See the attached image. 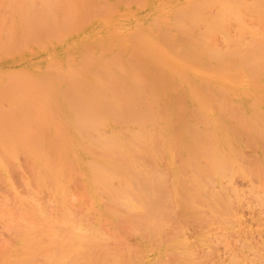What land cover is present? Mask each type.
Segmentation results:
<instances>
[{
	"label": "bare ground",
	"instance_id": "bare-ground-1",
	"mask_svg": "<svg viewBox=\"0 0 264 264\" xmlns=\"http://www.w3.org/2000/svg\"><path fill=\"white\" fill-rule=\"evenodd\" d=\"M8 1V0H7ZM14 1H17V0H13V2L12 3H10V4H13L12 6H14V4H15V2ZM19 1H21V0H19ZM25 2V4H26V1L27 0H24ZM52 1H54V0H52ZM71 0H66V5L68 6V2H70ZM77 1V0H76ZM75 0H72L71 2H70V4L72 5V8L74 7L75 8V10H77L78 11V9L79 10H81L82 12L80 13L81 14V16H79V11H78V13H77V11H76V13L78 14V16L81 18L82 17V13L84 12V14H85V10H84V5H86V8L87 7H89L88 9H89V11H90V15H91V13L93 14V11H95V9H97V8H93V6L91 7L90 5H89V2L88 1H91V0H86L87 1V4H84L86 1H84V3L82 2L83 0H80V4H84V5H82V7L81 8H79V6H78V8L77 7H75V4L76 3H78V2H76ZM98 1V0H97ZM104 1H106V0H104ZM103 0H102V2H104ZM110 2V0H107L106 2L107 3H109ZM115 1H117V0H114V2ZM120 1V0H119ZM124 1V0H123ZM11 2V1H10ZM23 2V1H22ZM38 2H42L41 0H38ZM48 2L50 3V0H48ZM48 2H47V5H48ZM55 2V1H54ZM54 2H52L53 3V6H51L52 5V3H50L51 5V9H52V7H54ZM56 2H60V1H56ZM72 2H73V4H72ZM74 2H76V3H74ZM101 2V3H102ZM112 2H113V0H112ZM113 2V3H114ZM29 3H30V0H29ZM46 2H43V4H45ZM64 4H65V0H64V2H63ZM107 3H105V5H106V7H100V13L101 14H103V12H106V11H104L103 10V12H101L102 11V9L104 8L105 10H107V12H108V14H111L112 15V7H113V4L111 3H109V4H107ZM9 3H7V5H8ZM20 4H22V3H20ZM20 5V8H22L21 10H20V8H19V10L21 11L20 13L22 14L24 11H23V7H25L26 5ZM63 4V5H64ZM70 4H69V6H70ZM103 4V3H102ZM55 5H58V7L61 9V7L63 6H60V3H55ZM88 5V6H87ZM99 5V4H98ZM97 5V6H98ZM112 5V6H111ZM115 5V4H114ZM6 5H4V7H5ZM10 6L11 5H8V6H6L4 9H10V11H9V9L7 10L6 9V11H7V15H9L10 17L12 16V18L14 17L13 15H12V12L14 13L15 12V10L14 9H16V8H18L17 6H19L18 5V2H16V8L14 7V9L12 8V6H11V8H10ZM29 6H30V4H29ZM32 6V5H31ZM39 6V5H38ZM37 6V7H38ZM41 6V5H40ZM65 6V5H64ZM63 6V7H64ZM26 7H28V4H27V6ZM46 7H48V6H46ZM45 7V8H46ZM58 7H56V9L58 8ZM90 7L91 8H93V9H90ZM41 7H39L38 8V11L39 12H42V11H44L45 9H44V7H42L44 10H42V11H40L41 9H40ZM55 8V7H54ZM77 8V9H76ZM102 8V9H101ZM107 8V9H106ZM115 8V7H114ZM11 9H13V11H11ZM40 9V10H39ZM55 9V10H56ZM59 9V10H60ZM67 9V8H66ZM83 9V10H82ZM19 10H18V12H19ZM25 10V9H24ZM37 10V9H36ZM36 10H32L33 12V16L34 17H36V13H37V11ZM69 10V9H68ZM68 10H64L65 12H64V15L65 14H67V12L66 11H68ZM74 10V11H75ZM92 10V11H91ZM113 10H115V9H113ZM25 11H27V10H25ZM34 11H36V13L34 12ZM52 11V10H51ZM58 11V10H57ZM62 11V10H61ZM70 11V10H69ZM68 11V12H69ZM98 11V10H97ZM16 12H17V10H16ZM31 12V11H30ZM38 12V13H39ZM44 12H47V11H44ZM49 12V11H48ZM53 12H54V9H53ZM106 12V13H107ZM10 13H11V15H10ZM27 12H25V14H26ZM37 13V15H39V16H37V19H38V17H40L41 15H43V13L42 14H38ZM57 13V12H56ZM55 13V14H56ZM59 13V12H58ZM70 13V12H69ZM67 14V17L64 19L65 20V22L66 21H68V23H70L71 21L68 19L67 20V18H68V15H70V14ZM17 14L18 13H16V16H17ZM21 14H18L20 17H22V15ZM52 14V13H51ZM50 14V15H51ZM55 14H53V15H55ZM60 14H62V15H58L59 16V19H61V21H62V17H63V13H60ZM83 14V15H84ZM94 14H95V16H96V13L94 12ZM101 14H99V15H101ZM32 15V14H31ZM46 15H48V17H49V13H47V14H44L43 16H45V17H47ZM73 14H71L70 16L71 17H73L74 19H72V20H76L75 19V17H74V15L72 16ZM104 15H105V13H104ZM26 16V15H25ZM57 16V15H56ZM55 16V17H56ZM62 16V17H61ZM77 16V17H78ZM102 16V15H101ZM107 16H109V18H110V15H107ZM194 16V15H193ZM202 16V15H201ZM204 16V15H203ZM219 16V15H218ZM0 17H2V16H0ZM44 17V18H45ZM47 17V19H49L50 17H51V19L53 18V16H50L49 18ZM90 17H92V16H90ZM102 17H104V16H102ZM153 17H155V15L153 16ZM195 17H196V15H195ZM221 17V16H220ZM18 18V16L17 17H15L14 19L16 20ZM25 17H24V15H23V22H25L26 20V18L24 19ZM79 18V22H82V24H80V25H83V23H84V21H81L82 19L84 20V18L82 17V19H80ZM95 18V17H94ZM98 18H99V16H98ZM109 18H106V19H108V20H110ZM192 18H194V17H192ZM197 18H199V17H197ZM196 18V19H197ZM206 17H204V18H201V19H205ZM216 18H218V17H216ZM223 18V17H222ZM1 19H3V17L2 18H0V20ZM5 19V18H4ZM4 19H3V23L2 22H0V27H1V24H2V27L3 26H8V23H10L9 21H7V20H9V18L7 19V20H5V21H7V25H3L4 24ZM19 19V18H18ZM29 19V18H28ZM31 19V18H30ZM29 19V20H30ZM36 19V18H35ZM34 19V20H35ZM43 19V18H42ZM49 20L48 22L50 23H52V20ZM55 19H57V18H55ZM54 18H53V22H55L54 20H55ZM78 19V18H77ZM100 19H101V17H100ZM25 20V21H24ZM44 20V19H43ZM42 20V21H43ZM58 20V19H57ZM195 20V19H194ZM197 20H199V19H197ZM20 22L22 21V18H21V20H19ZM37 21V20H36ZM59 21V20H58ZM58 21H56V22H58ZM61 21H59V23H60V25H62L61 24ZM78 21V20H77ZM86 21V20H85ZM101 20H99L97 23H105L106 24V21L104 22L103 21V19H102V21L100 22ZM152 21V20H151ZM202 21V20H201ZM32 23H33V21H31ZM45 22H47V21H45ZM55 22V23H56ZM64 21H62V23L64 24L65 23ZM73 22V21H72ZM14 23V22H13ZM12 22L9 24L10 26H8L9 28H11V29H16V30H14V32H12V33H14V34H16L15 32L18 30V28H17V26H18V24L19 23H17V24H13ZM36 23V22H35ZM39 23V22H38ZM37 23V25H39ZM74 23V22H73ZM86 23V22H85ZM84 23V24H85ZM5 24H6V22H5ZM22 24V23H21ZM20 24V25H21ZM30 24V23H29ZM44 24V23H43ZM42 24V22H40V27H41V25L42 26H45L46 27V23H45V25H43ZM77 25V22H75L73 25H72V23L69 25V24H67L69 27L68 28H70L71 27V25H72V27L70 28V29H74V25ZM33 25V24H32ZM75 25V26H76ZM79 25V26H80ZM22 26L24 27L25 26V28H27L26 27V22H25V25H23L22 24ZM30 26V25H29ZM28 26V27H29ZM49 26H52V25H49ZM56 26V25H55ZM63 26V25H62ZM62 26L60 27V28H62ZM79 26H76V27H78L79 29H80V27ZM8 27H6V28H4V29H2V28H0L1 30H0V35H1V32L3 31V30H5L6 31V29L8 28ZM57 27V26H56ZM64 27H66L65 25H64ZM63 27V28H64ZM75 27V29H78V28H76ZM9 28H8V32H10V31H12V30H10L9 31ZM31 28H34V29H37V28H35V26H31ZM60 28H55L56 29V31H58L57 29H59V31H60ZM107 28V27H106ZM43 29H45V28H40V30H42L43 31ZM47 29H48V27H47ZM49 29H51V30H53V31H55L53 28H50L49 27ZM48 29V31H50ZM65 29H67V28H64L63 29V31L65 30ZM31 30V29H30ZM39 30V31H40ZM34 31H36V30H34ZM39 31H38V33H36L35 35H39ZM45 31V30H44ZM43 31V32H44ZM52 31V32H53ZM58 31V32H59ZM69 31V30H68ZM67 31V32H68ZM72 31V30H71ZM71 31H69V32H71ZM76 31V30H75ZM98 31V30H97ZM100 31H102V29L100 30ZM99 31V32H100ZM126 31H128V30H126ZM37 32V31H36ZM41 32V31H40ZM47 32V31H46ZM62 32V31H61ZM74 32V31H73ZM3 34L5 33V32H2ZM12 33H8L6 36H8L9 34H10V36L12 35ZM21 33V32H20ZM50 33H51V31H50ZM43 33V35L45 34V35H47V34H49L48 36H51V34H53V33ZM60 33V32H59ZM2 34V35H3ZM14 34L12 35V38H14V42H16V37H13L14 36ZM18 35H21V34H19V33H17ZM33 34V33H32ZM99 34H101V33H99ZM106 34H108V36H105V37H107L108 38V40H109V43H106V38H104V39H101V37H100V35H99V37H97V38H94L93 39V44H94V46H95V49L93 48L92 50H90V48H88V49H86L85 48V45L83 46L84 47V50H83V52H85V54L82 56H79V57H81V62L79 61V64H78V62H77V64L75 65V64H73L74 63V61L72 60V61H70V63H68L69 65H67V66H69V70L71 69V73L69 72L68 74H67V76L66 77H68V79L67 80H74V78L75 79H78L77 81H80V84H78L79 86L77 87V85L75 86V84H76V81H75V83H74V81H73V83H71V82H66L67 84H69V83H71L73 86H75V88L71 85V84H69V85H67V84H65V85H67V86H69L68 88H67V90L69 91V88H74V90L72 89L71 90V95L73 94V96L74 95H76L75 97H71V99H69V98H67V99H64V98H66L65 96L67 95V94H69V93H60V92H58V93H56L57 95L59 94L60 96H61V98H63L65 101L66 100H68L67 102H74V100H76V102H78V101H80L79 102V106L77 107V108H79L78 110H76V112L74 111H70V109L71 110H74V108H71V106L72 107H74L73 105L75 104V102H74V104L73 105H71L72 103L70 102V108H69V111H67V110H65V111H60V109L59 110H57V112L59 111V113H62V114H64L63 115V121L61 122V123H63V125H65L64 127H67V129H65L64 127H62V125H61V123L59 122V123H56V124H59V126H56V129L57 128H64L66 131H64L63 132V134H58L59 135V137H60V139H62V142H63V145H61L60 143H59V141H61L60 139H53V137H52V139L50 140V138L49 137H47V139H49L50 141H52V142H50V143H53L52 145L50 144L49 146H51V149L53 148V146H55V150L54 149H52V152H50V151H48V152H50V153H52V154H55L56 156L54 157V155H50L49 156V154H48V152L46 151L45 153H46V155H45V157H41L43 154L41 153V155H39L38 154V152H43L44 153V150H47L48 148H49V146H46V147H48V148H43V146L46 144V142H41L39 139L40 138H43V137H40V135H39V139H38V143H37V139H36V137L34 136V135H37L38 136V134L40 133H42V131L43 130H41V129H44L43 127L44 126H46V125H48V124H50V123H48V124H44L43 122H47V120H46V117H45V115H43V111L44 110H41V109H39V107L42 105V107H43V103L42 104H40L39 103V101H40V99H39V97H37L36 95H38V93H39V89H41L42 88V86L41 85H43L44 83H43V81H42V84H41V81H40V83L39 84H41L40 85V88H37V89H35V91H36V95H34V96H36L38 99H39V101L38 102H36V100H35V103L38 105V104H40V106L38 105V108H37V105H36V107H34L32 104V106L34 107V108H37V109H39L41 112H42V114L40 113V119L43 121L42 122V124H44V126L41 128L40 126H39V124L41 123V121L39 122L38 120H36L37 119V117H35V120L33 119V117H28V116H26L27 117V119L24 117V121H23V123L25 122L26 124H24L25 125V127H27V128H25V127H23L24 128V130H23V128H22V126L21 125H16V120H15V123H14V121H10V120H14V119H17L15 116V118H13V113H10V111H12V110H9V114H11L10 116H12V118L9 120V123H7L6 125H10V122L12 123V124H14L13 126H19V128H20V131L21 132H23V131H25L26 129H28L27 130V132H28V134L27 133H25V134H27L28 136H26V137H28V139L29 140H26L25 138L23 139V136H21V132H18V131H16L17 133H18V138H15V140H18L19 141V143L22 141V143L21 144H19V143H17V145H18V147H21L20 145H23L22 146V149H20L21 150V152L25 149V151H23L22 153H24L25 154V152H28V153H26V154H28L29 155V157L28 156H26L25 157V159H27L28 161H31V162H33L34 163V167H32V169L34 170V173H32V170H31V173H32V175H31V173H30V167L29 166H32V164L31 165H28L29 164V162L27 161H25L26 163H27V165L28 166H26L27 168H29V174H28V178L27 177H25V178H23V182H24V186L26 187V189H22V191L23 190H25V192L24 193H22V192H18V189L16 190V187H14L13 185H12V183H11V179H13V178H10L11 177V175H9V171H8V168L5 166L6 165V163L5 162H3L5 159L7 160V158H5L3 161H2V159L0 158V179L1 180H3V182L2 183H4V186L3 187H5L6 189H7V193H9V191H11V194L13 195V198H9V195H10V193H9V195H6V194H1L0 195V213L2 212V214H0V217H1V219L3 220L2 221V228L4 227L5 228V230H4V228H3V230H4V234H8V236H9V238L10 237H12V236H14L12 239H14V238H16V237H18L19 239L20 238H22V239H26V241L27 242H29L28 241V239H32L33 238V240H35L34 239V237H36V240L38 239L37 238V236H39V235H41V234H39V232H40V230L42 231V232H44L43 233V238L41 237V239L42 240H45L46 241V239H49V237H46V236H44L45 235V233H47V232H49V234H51L52 232H50L51 230L49 229L50 227V225L52 224H55L56 226H62V228H60L61 229V231L63 230V226H64V231H66L67 229V231H66V233L64 232V234L65 235H67V232H69V231H72L71 232V234H70V232H69V234H68V236L69 235H74V236H79V237H83L84 238V240H86V238H87V240H93L94 238V240H99V239H102V240H99V241H105V239H109L110 237L111 238H113L112 237V234H114L113 236H115V233H116V238H117V240H118V242H119V237H120V235L119 234H117V228L119 227V223H120V225L122 224L123 225V230L121 229V228H119V230L121 231H125V232H127V228L124 226L125 225V223H127V225L129 224V229H128V232H130L131 233V231L133 232V234L134 235H131V238H134L133 236H136L137 238H140V239H142V237H147L148 238V236H152V235H155L156 236V239H155V237L153 238V240H157L156 242L157 243H155V244H157V246H158V243H162V242H159L160 240H161V238H162V236L164 235L163 234V231H162V235L159 233L160 232V230L161 229H163V226H166L167 224H168V221L170 220H172L173 221V219H170V215L172 216V215H174V209L176 210V211H178L179 212V215L181 214L180 212H182V214H183V210L182 211H179V210H177L178 209V207H177V205L179 204V200H177V199H171L172 197H176V196H174L173 194V196L171 195V192H172V188H174L175 190H176V188H177V186L178 185H180L179 186V191L180 192H182L181 191V184L182 183H176V182H183V180L184 179H186L187 177H188V174H189V177L187 178L188 179V181L187 180H185L184 182H189L188 184H190L189 185V187L191 188H188L187 187V185H185V184H187V183H184L183 185V187L185 188V187H187V189H189V190H191V196H187V197H185L186 195H184V196H182V198L183 197H185V198H187V199H189V200H187V199H184L183 198V200L184 201H190V204L187 202V204H189L188 205V208H186L187 207V205L183 202V204H185V206H183L184 208H186L188 211H189V208L191 207H193V205L195 206V204H197L196 206H199V208L202 206V205H204V202L207 200V197L209 198V200H208V202H209V205L207 204L208 202H206L205 203V206H206V204L209 206V207H201L200 208V210H203V216H204V211H206L205 213H206V215L205 216H207L208 215V213H209V215H212L213 216V220H214V217H216L217 218V216L220 218H217L218 220H220L221 222H223L222 223V225H221V223H218L219 224V228H221L222 226L224 227V225H225V227L224 228H222V229H218V232H217V230H216V227L214 226V230H213V228H211L213 225L212 224H214L213 223V221L211 222V223H208V222H210L211 220H209L208 221V218H205V220H206V222L207 223H204V224H206V225H208V224H210L209 225V227L208 226H206V225H202L201 223H203V222H201L200 220L201 219H199V218H201L202 217V213L201 212H199L200 210L199 209H197L196 210V208L195 209H191L190 208V212H189V215H190V213L192 212V211H194L195 210V212H199L200 214L198 215V218H196V214L194 213V217L196 218V219H198L199 221H197L196 219H193L192 220V217L190 218V216L188 215L187 216V219H186V216H185V218H183V216H182V214H181V216H179V215H177V213H175V216H177V218H181V220H183L184 222H182L181 220H179V221H181V222H178V219L176 218V217H173L174 219H177V221L176 222H172V223H177V224H175V226H177V227H180V226H182L183 225V223H185V225H183V226H185V227H187V226H190V228H193V225L196 223V225H197V227H196V225L194 226V228L196 227V230H197V228H198V225H199V222H201L200 223V226L202 225V226H204L203 228H206V230L208 231V230H213V233L215 232V230H216V232H215V234L217 235L218 233H220V234H222V235H224V236H226L227 235V233H228V227L230 226V228L232 227V223H235L236 224V221H237V227H239V223H241V227L240 228H237V229H234V227H233V229H231V230H229V234L228 235H230L232 238L234 237V239H233V241L231 242V238L229 239V237L227 238V237H224V236H220V239H221V241L222 240H225L226 238V242L225 243H221L222 245L223 244H226V246L225 245H223V246H220V248L221 247H223L222 248V250L221 249H219V246H218V249L217 250H221V251H217V252H215L214 254H213V252L212 251H214V250H212V248L213 249H216L217 248V246H215V244H214V246H213V243H216V242H218V241H216L217 239H218V236H216V235H213V233H212V231H211V235L209 236V234H210V232H208V235L207 236H209L210 238H209V240L211 241L212 239L211 238H214V240H212L213 242H209V240H208V237H206V236H197L198 237V239L199 240H203V238H206V240H208L207 242H205V240H204V243H210V244H206V245H200V246H202V248H200V246H199V242L197 243V242H195L194 240H193V242H194V244H198V246H199V248L197 247V244H196V246H193L194 244L193 243H190V244H193L192 246L194 247V248H192V247H190L191 245H187V243L189 242V240H191V237H190V239L187 241V239H188V237H187V235H189V234H191V233H189L188 232V234H186L187 232V230L189 229L188 227L185 229H183V228H178L179 230H181V231H183V230H185L184 232H186V233H184L183 232V235L184 236H186L187 237V239L186 240H183V241H187V243L185 244L186 246L185 247H183L184 246V244H183V248H179V250H181V251H179V252H169L168 250V252L166 251V250H164L165 249V247H167L168 245L170 246V244H164L165 245V247L163 248V250H162V252L164 251V252H167L166 254V256H170V257H172L173 256V254H177L176 255V257H177V259L179 258V259H181V258H184V256H187V257H189L188 255L190 254V256H192V258H191V260H192V262H189L190 260H187L186 259V257L184 258V259H182V260H186L187 262H186V264H189V263H191V264H264V232H263V230H262V232L260 231V229L258 230L257 228H256V230L258 231V233L259 232H261V233H259L258 235H254V233L252 234L251 233V230L254 228V226L256 227L257 225L256 224H254L252 227H251V218H249L248 219V221H250L248 224H249V226L252 228H250L249 226V228L251 229V230H249V228L248 229H242V225H243V220L241 221V220H239L240 218H243V217H241L240 215H237L238 213H237V211H232V209H234L236 206V208H238V206L240 207V206H243V207H245V208H248V207H246V206H244V205H249V203L251 202V201H249L248 199V201L249 202H247V200L245 201L242 197H244V195H242L241 196V194L240 193H245V195H247L249 192L250 193H252L251 195L253 196L254 195V197H253V199H254V201H255V203H254V201H253V203H254V205H256V204H260L259 205V207L262 205L263 207H256V209H255V206H254V208H253V205L252 204H250V206L253 208V209H255L256 211L257 210H259V211H261L259 214H260V216H261V214L264 212V171L262 172V170H264V134L263 135H261L260 134V136L261 137H259V135H258V132L260 131H262V132H264V127L262 126V125H264V123L261 125L262 127H263V129H259V127L261 128V126L260 125H258L259 123H261V119H260V121H259V117H261V116H263L264 117V115H262L261 113L264 111H261L262 109L261 108H257V109H260V110H258V111H260V112H258L259 113V115H261V116H259L258 117V120H257V116H258V113H257V109H255V110H253V107L252 106H255V103H253V102H255L254 100H251L252 98H257V99H260V102H258V106H259V104L260 103H262L263 104V102H261L263 99H264V92H261L260 91V89H259V87L261 86H258L260 83L262 84V87H263V82H257V83H259L257 86H258V90H257V92H256V88H255V86H253L252 85V83L250 82H248L249 84H251L250 86L251 87H254V90H255V92H252V91H250V89L248 88V83H247V85L245 84L246 82V80L245 79H242V80H244L243 81V84L242 85H236V84H230V83H227V82H230L229 80L226 82L228 85H230V86H226L225 85V82L224 81H226V79H228V78H224V76H223V78L225 79L224 81H220L221 80V77H220V80H216V81H219L218 83H220V85L221 86H225V87H228V88H231L230 89V91H232V92H230L231 94V96L229 97V93H228V91H227V93H228V95H226V91H224V92H222V91H217V90H219L218 88L219 87H217L216 85L218 84L217 82L215 83L216 85V87H217V89H215V88H213L212 87V90L214 89V90H216L217 91V94L218 93H224L225 95V97L223 98L224 99V101H226L227 99V103H226V105L225 104H223V102H222V104L223 105H225V107H227L228 105H230L231 103L233 104V107H232V104H231V106H228V109L230 108L231 110H233L232 108H234V106L236 105V108L238 107V104L239 105H243L244 106V103L246 104H248L250 101H251V103H253L254 105H252L251 103H249L248 105H250L251 107H252V113H251V116L252 115H255L256 116V121H255V117H253V121H255V122H257V123H255V124H257L256 126H257V128L255 129V130H259L258 132L256 131V133L255 134H257L256 136H258V138H255L254 136H253V134H254V132H253V134H251L250 133V135L251 136H247L246 138H249V137H251V139L252 140H256V139H258V143H253V142H251V144L253 143L254 145L253 146H251L252 148H258L259 149V153H258V156H256L257 155V153H255L254 152V154H252V155H249L248 153V151L247 152H245L244 153V151H243V149L241 148L240 149V151H236L235 152V154L233 153V144L231 143V140L235 143V142H237V141H239V140H237V141H235V140H233V135L231 136V137H229L230 139H228V138H226V137H224L225 135H227V133H226V130H224L225 128H227L226 126H225V124H223L222 125V123H224V122H222V123H220L221 122V119L219 118V116L218 115H216V116H214V117H217L218 119H219V124H221L222 125V128H223V133L221 134V136H223V134H225L223 137H224V139H221V138H223V137H219L220 136V129H218V124L216 123V120H218V119H213V117L211 116L210 117V119L211 120H209L208 119V121H207V118H205L207 115H205L204 113H203V111H201V109H203V105H202V107L201 108H199V110L202 112H199L198 111V109H196L197 111H198V113H196L195 111H194V108H197V106L196 107H193V111L195 112H193L192 110H191V108L188 110V108L187 109H185V111L187 112V111H189V114H190V112H193V116L195 115V114H197V115H195V116H197V117H199L200 116V119H202L201 118V114H203V115H205V117L204 116H202L203 117V119H202V121L203 122H201V120L199 119V121L202 123V124H205V122H204V120L206 119V127H208L207 125H209V124H207V123H212L211 125H212V127H210V131H211V133H214L213 131H218L219 132V136L218 137H216V139H215V141L212 139L213 137H211V136H209V139L207 138L206 139V137H208L207 135L205 136V141H204V139H203V141H198V140H196V136H197V138H201V136H202V134H204L203 133V131L202 130H204V129H200V128H196V129H194L196 126H195V123H196V121H193V119H192V121L194 122H192V123H190L189 121V123L190 124H194L193 126H191V128L192 129H189V127H190V124L188 123V125H189V127H187L186 129H189L187 132H185V134L187 133V134H190L191 135V137H192V132H193V130H195L194 132H196V130H198L199 131V129L202 131H200V135L201 136H198V133L196 132V134L194 133L193 134V136H195V137H189L190 135H186V137H188L187 139H189L188 141L190 142V141H192L193 139L195 140V142H193L192 141V143L189 145L188 143H186V144H188V148L185 146L183 149H184V151H182V152H180V150H179V152H180V154H182V156L187 160H185V162L186 163H188L187 165H185L187 168H189V170L187 169V171H185V172H183L182 171V173H183V175L184 174H186V172L188 173V174H186V175H184V177L185 176H187L186 178H184V179H182V177L181 178H179L180 177V171H181V168L180 167H182V165L181 164H179V163H182V162H184V161H181V162H179V160L181 159V160H183L182 158H180V157H177V152L175 151V150H177L176 149V147H177V145L178 144H176V143H178V142H176L178 139L180 140V137H181V140H182V136H180L179 135V133H180V130L179 129H182V128H184L183 127V123L182 122H180V123H182L181 125H182V128H179L178 126V128H174V127H176V125L174 126L173 125V127L170 125V123L168 124V121H166L165 119H168L169 120V118H170V116H168V112L167 113H165L166 114V116L164 115V113L163 112H166L165 111V109H164V111L162 112V110L163 109H161L160 107H166V106H164V102H163V104H162V98L159 96V95H157L158 94V90H157V86H154L152 83L153 82H151V80H149V84L151 85V86H148L149 84H148V82H147V80L146 79H148V77H147V75H146V70L143 68V64H142V67H140L139 68V66L138 67H132L131 65V67L130 66H127V65H125V64H123L121 61L120 62H118L116 59H114L115 61H117L118 63H115V61L114 60H112V58L114 57H112V23L109 25V23H108V28L106 29ZM18 35H17V37H18ZM37 35V36H38ZM43 35H42V37H43ZM44 35V36H45ZM56 37L58 36H60V34L59 35H56V34H54ZM54 35L53 36H51V37H53L54 38ZM98 35V34H97ZM104 35V34H103ZM4 37H3V39L5 38V40H6V36L5 35H3ZM9 36V37H10ZM30 36H32V35H30ZM36 36V37H37ZM41 36V35H40ZM61 36H62V34H61ZM64 36V35H63ZM81 36H83V35H80V37ZM102 36V35H101ZM127 36V35H126ZM1 37V36H0ZM20 37V36H19ZM21 37H23V36H21ZM45 37H47V36H45ZM57 37V38H58ZM79 37V38H80ZM8 38V37H7ZM31 38V37H30ZM38 38H39V36H38ZM56 38V39H57ZM83 38V37H82ZM122 38V37H121ZM1 40L0 42H2V41H4V40ZM19 38H17V42L18 41H20V39H22V38H20L19 40H18ZM37 39V38H36ZM42 39V38H41ZM55 39V40H56ZM59 39V38H58ZM92 39V37L89 39V40H91ZM8 40H10L9 38H8ZM24 41H26V39H23ZM40 40V39H39ZM39 40H37V42H39ZM119 40V39H118ZM117 40V41H118ZM125 40V39H124ZM7 41V40H6ZM12 41V40H11ZM46 41H48V40H46ZM13 42V41H12ZM13 42V43H14ZM23 41H21V43H22ZM229 42V41H228ZM235 42V41H234ZM234 42H229V43H231V44H233ZM3 43V42H2ZM10 45H13V44H11V42H8ZM7 42L6 43H4L5 45H8V47L7 48H9L10 50V52H12V50H11V47H9V44H8ZM23 43H26V42H23ZM83 43V42H82ZM1 44V43H0ZM14 44H16V43H14ZM19 44H20V42H19ZM39 44H41V42L39 43ZM84 44V43H83ZM90 44V43H89ZM119 45V47H121V45H123V43L121 42V44L120 43H118ZM235 44H237V43H235ZM17 45V44H16ZM22 45V44H21ZM27 45V44H26ZM13 46H15V45H13ZM13 46H12V48H13ZM19 47L18 48H20V45H18ZM38 46V45H37ZM91 46V45H90ZM230 46V45H229ZM228 46V47H229ZM235 47L234 46V44L233 45H231V47ZM1 48H2V46H0ZM16 47V46H15ZM22 47V46H21ZM26 47V46H25ZM24 47V48H25ZM36 47V46H35ZM44 46H40L39 48L41 49V48H43ZM233 47H232V51H234L233 50ZM17 48V49H18ZM45 48V47H44ZM43 48V49H44ZM122 48V47H121ZM17 49H15V50H17ZM86 49V50H85ZM119 48H117V50H118ZM204 49H207V48H204ZM203 49V51L202 50H200V51H202V52H204L205 50ZM225 49H227V48H225ZM230 49V48H229ZM237 49H239L238 47H237ZM1 50V49H0ZM3 51H5L4 49H2ZM52 50V49H51ZM115 50H116V48H115ZM114 50V52H116ZM121 50V49H120ZM124 50V49H123ZM210 50V49H209ZM228 50V49H227ZM239 50H241L242 51V53H243V50L242 49H239ZM2 51V52H3ZM8 51V52H9ZM14 51V50H13ZM30 51V50H29ZM131 51H133L132 49H131ZM194 51V50H193ZM198 51V50H197ZM210 51H213V50H210ZM210 51H208V52H210ZM217 51H219V49L217 50ZM226 51V50H225ZM225 51L223 52L222 51V53L224 54L225 53ZM230 51V50H229ZM228 51V52H229ZM5 52H7V51H5ZM31 52V51H30ZM113 52V53H114ZM139 52V51H138ZM189 52V51H188ZM207 52V51H206ZM208 52H207V54H208ZM227 52V53H228ZM237 52V53H236ZM236 52L234 53V54H239L238 53V51L236 50ZM240 52V51H239ZM0 53H1V51H0ZM4 53V52H3ZM118 53H119V51H118ZM120 53H121V51H120ZM133 54H138V53H135V51H133L132 52ZM211 53V54H210ZM209 54H210V56L211 57H209V56H207L206 54H205V52H204V54L207 56V57H209V59H211L212 58V55H216V54H214V52H213V54H212V52H210ZM226 53V54H227ZM66 54H68V53H66ZM140 54V53H139ZM187 55L189 54V53H186ZM203 54V53H202ZM225 54V55H226ZM233 54V55H234ZM244 55H245V52L243 53ZM249 54H251V53H249ZM260 54H262V53H260ZM65 55V54H64ZM71 55V57H72V54H70ZM69 55V56H70ZM113 55H116L115 53L113 54ZM194 55V54H193ZM199 55V54H198ZM224 55V56H225ZM232 55V54H231ZM241 55V54H240ZM239 55V56H240ZM252 55V57L250 56V55H246V57L247 56H250V57H247L248 59L250 58V60H248L247 58L246 59H244V61H242V64H243V67H247L248 65H256V67L257 66H259L260 64H261V62L262 61H260V64H257V63H259L258 61H259V58H261L262 56L261 55H259L258 53H257V55L259 56H257L256 54V56L258 57V58H256L255 56H253L254 54H251ZM264 55V54H263ZM51 56V55H50ZM184 56H186V55H184ZM192 56V55H191ZM196 56V55H195ZM194 56V57H195ZM200 56V55H199ZM229 56H230V54H229ZM242 56V55H241ZM116 57H118V55L116 56ZM122 57V56H121ZM120 57V58H121ZM253 57H255L257 60L255 61V59L253 58ZM264 57V56H263ZM70 58V57H69ZM115 58V57H114ZM123 59L125 58H127V57H122ZM131 58V57H130ZM130 58H128V59H130ZM132 58H133V56H132ZM183 58V57H182ZM186 58V57H185ZM215 58V60H219V59H217V57H214ZM214 58H212V59H214ZM219 58V57H218ZM228 58H230V57H228ZM228 58H227V61H225L226 63H224V62H222V61H220V63H224V65H222L221 64V66L223 67V68H226L227 66H231V64H227L228 63ZM254 59V60H252V59ZM48 59H50L49 57H48ZM72 59V58H71ZM122 59V60H123ZM128 59H127V61H128ZM188 59H189V55H188ZM191 59V58H190ZM232 59H235V58H232ZM54 60H55V58H54ZM246 60H248V63L249 64H245V63H247V61ZM264 60V59H263ZM53 60H51L50 62H49V60H48V62H47V64L48 63H50L51 64V62H52ZM66 61V60H65ZM124 61V60H123ZM136 61V60H135ZM134 61V62H135ZM252 63V61H255V63H250V62ZM16 62V61H15ZM55 63H57V64H59V60H55L54 61ZM131 62V61H130ZM137 62V61H136ZM167 62V61H166ZM219 62V61H218ZM217 62V63H218ZM229 62H230V60H229ZM257 62V63H256ZM65 63V62H64ZM119 63H121V64H119ZM138 63V62H137ZM137 63H135V65L137 64ZM146 63V62H145ZM155 63H157V62H155ZM160 63V62H159ZM168 64H169V62H167ZM192 63H194V62H192ZM215 63V62H214ZM214 63H212L213 65H215ZM231 63V62H230ZM239 63H240V61H239ZM235 64L237 67H238V65H241V63L240 64ZM263 63V62H262ZM47 64L45 63V69L47 70V68L48 69H52L53 67L51 66L50 67V65L49 66H47ZM141 64V63H140ZM148 64H150V63H148ZM195 64V63H194ZM193 64V65H194ZM219 64V63H218ZM218 64L216 65V66H218ZM227 64V65H226ZM53 65V64H52ZM61 65V64H60ZM133 65V64H132ZM134 65V66H135ZM138 65V64H137ZM175 65V64H174ZM174 65H173V67H174ZM186 65V64H185ZM190 65H192V64H190ZM196 65V64H195ZM199 65V64H198ZM202 65H203V63H202ZM202 65H200V67L202 68L203 66ZM232 65H234V64H232ZM235 65H234V67H235ZM245 65V66H244ZM255 65L254 66H252V68L251 67H249L248 66V68L251 70L252 69V71H250V70H248V68H247V71L246 72H252V74H253V71H255ZM54 66V68L55 67H57L55 64L53 65ZM67 66H64V67H66L67 68ZM146 66V65H145ZM172 66V65H171ZM178 66V65H177ZM180 66V65H179ZM210 66V65H209ZM216 66H215V69H214V71L216 70ZM226 66V67H225ZM229 66V67H230ZM47 67V68H46ZM64 67H63V69H64ZM77 67H78V69H77ZM146 67H149V66H146ZM158 67V66H157ZM173 67H171V68H173ZM189 67V66H188ZM198 67V66H197ZM222 67L220 68L221 70H222ZM141 68H143V69H141ZM154 68H155V66H154ZM161 68V67H160ZM169 68V67H168ZM201 68H200V70H201ZM203 68H205V65H204V67ZM254 68V69H253ZM260 68H262V66L260 67ZM37 69V68H36ZM41 69V68H40ZM157 69H159V68H157ZM157 69H156V71H157ZM175 69H176V67H175ZM183 69V68H182ZM181 69V70H182ZM189 69V68H188ZM205 69H207V66H206V68ZM219 69V68H218ZM236 69V68H235ZM246 69V68H245ZM257 69V68H256ZM53 70H56V68L55 69H53ZM52 70V71H53ZM60 70V69H59ZM59 70H56V71H59ZM142 70V71H141ZM145 70V71H144ZM149 70H151L150 69V67H149ZM160 70V69H159ZM162 70V69H161ZM173 70V69H172ZM180 69H178V71H179ZM194 70V69H193ZM221 70H219V71H221ZM227 70H229V69H227ZM232 70H233V68H232ZM261 70V69H260ZM260 70L258 71V69H257V72H260ZM262 70H264V69H262ZM17 71H19V70H16L15 71V73L17 72ZM56 71H55V73H56ZM151 71H153V70H151ZM175 71V70H174ZM211 71H213V70H211ZM218 71V72H219ZM223 72H224V70H222ZM14 72V71H13ZM22 74H24L22 71H20ZM46 73L48 72V70L47 71H45ZM51 72V71H50ZM67 72V71H66ZM66 72H64V73H66ZM184 72V71H183ZM199 72V71H198ZM201 73H202V71H200ZM199 72V73H200ZM209 72V71H208ZM216 72V71H215ZM223 72L222 73H220V74H223ZM227 72V71H226ZM237 72V71H236ZM242 72H243V70H242ZM250 72L248 73V76H250L251 78H254V76L255 77H257V74H253V76H251L252 74H250ZM264 72V71H263ZM26 73V75H27V71L25 72ZM45 73V74H46ZM57 73H59V72H57ZM63 73V72H62ZM155 73H157V72H155ZM163 73V72H162ZM175 73H177L176 71L174 72V74ZM197 73V72H196ZM210 73H212V72H210ZM225 73V72H224ZM238 74H240V72L238 71L237 72ZM1 74V73H0ZM5 74V73H4ZM6 74H9L8 73V71H7V73ZM13 74V73H12ZM11 74V75H12ZM17 75H19L18 73H16ZM16 74H13L14 76L16 75ZM28 74H30L29 72H28ZM48 74H50V73H47V76H48ZM53 74H54V71H53ZM69 74H70V78H69ZM153 74V73H152ZM152 74H150V72H149V79L151 78V76L150 75H152ZM161 74V73H160ZM159 74V75H160ZM178 74H180V73H178ZM183 74H185V72L183 73ZM206 74V73H205ZM229 74H231V73H229ZM236 74V73H235ZM237 74V75H238ZM250 74V75H249ZM262 74V73H261ZM264 74V73H263ZM262 74V75H263ZM162 75H164V77H165V74H162ZM169 75V74H168ZM168 75H166V76H168ZM196 75V74H195ZM195 75H193V77L195 76ZM210 75V74H209ZM224 75V74H223ZM6 76V75H5ZM9 76V79L10 78H13V77H10V74L8 75ZM8 76H7V78H8ZM24 76V75H23ZM44 76V75H43ZM46 76V77H47ZM51 77L52 76H54L55 77V75H50ZM49 76V77H50ZM58 77H59V74L57 75ZM61 74H60V78H61ZM154 76H158V75H153L152 77H154ZM161 76V75H160ZM187 75L185 74V77H186ZM191 76V75H190ZM197 76V75H196ZM195 76V77H196ZM199 76V75H198ZM197 76V77H198ZM247 76V78H249ZM259 76H260V74H259ZM16 77V76H15ZM18 77V76H17ZM21 78H23L22 76H20ZM33 77V76H32ZM36 76H34V78H35ZM49 77H47V78H49ZM53 77V78H54ZM183 77H184V75H183ZM189 77V76H188ZM244 77H245V75H244ZM6 78V79H7ZM27 78H30L29 80H31V77L29 76V77H27ZM47 78H45V79H43V77L41 78V79H43L44 80V82H45V80H46V82H47ZM56 78V77H55ZM54 78V79H55ZM64 78V77H63ZM62 78V79H63ZM166 78V77H165ZM190 78V77H189ZM235 78V77H234ZM246 78V79H247ZM258 78V77H257ZM1 79V78H0ZM14 79H17V78H14ZM25 79V78H24ZM24 79H22L21 81H23ZM33 79V78H32ZM57 79V78H56ZM65 79V78H64ZM158 80V79H156V77L155 78H152V80ZM160 79V78H159ZM164 79V78H163ZM163 79H161V80H163ZM186 79V78H185ZM184 79V80H185ZM199 79H200V76H199ZM206 79V78H205ZM237 79H239V77L238 78H236V80ZM19 80H20V78H19ZM26 80H28V79H26ZM36 79H33V81H35ZM51 80H53V79H51ZM51 80L49 81V82H51ZM58 80V79H57ZM59 80H61V79H59ZM66 80V81H67ZM154 80V81H155ZM194 80V79H193ZM241 80V81H242ZM3 81V80H2ZM15 81H17V80H15ZM54 81V80H53ZM53 81L51 82L52 84L51 85H54V83H53ZM56 81V80H55ZM166 81H169L168 80V78L166 79ZM165 81V79H164V82H166ZM173 81L174 80H172V82L171 83H173ZM190 81V80H189ZM203 81H205V82H209V80H204L203 79ZM232 81V80H231ZM234 81V80H233ZM232 81V82H233ZM239 81V80H238ZM237 81V82H238ZM7 82V81H6ZM20 82V81H19ZM25 82V81H24ZM32 82V81H31ZM57 82V81H56ZM65 82V81H64ZM151 82V83H150ZM161 82V84L159 83V82H157V81H155V83H157V84H159V87L164 83H162V81H160ZM185 82V81H184ZM187 82H188V78H187ZM196 82H198V80L196 81ZM196 82L194 81V83H193V86H194V84L195 85H197L196 84ZM15 83V82H14ZM38 83V82H37ZM171 83H170V85H171ZM189 83V82H188ZM191 83V85H192V82H190ZM221 83H224V84H221ZM19 84V83H18ZM20 84H21V82H20ZM27 84H32L33 85V82L32 83H27ZM26 84V85H27ZM46 84V83H45ZM2 86L3 85H5V83H3V84H1ZM14 85V84H13ZM24 85H25V83H24ZM47 85V84H46ZM46 85H43V87L44 86H46ZM50 85V84H49ZM50 85V86H51ZM58 85V84H57ZM56 85V86H57ZM64 85V86H65ZM166 85H168V87L170 88L169 90H171L172 88L174 89V87H170L169 86V84H166ZM165 85V86H166ZM181 85V84H180ZM187 85V84H186ZM185 85V86H186ZM204 85V84H203ZM236 85V86H235ZM7 86V85H6ZM10 86V85H9ZM17 86V85H16ZM30 87H31V85H29ZM29 86H27V87H29ZM37 86H39L38 84H37ZM56 86L54 87H52V88H54V93L55 92H57L56 91ZM66 86V87H67ZM71 86V87H70ZM152 86H154V87H156V88H154V87H152ZM164 85H163V87H165ZM188 86H190V85H188ZM187 86V90H188V87ZM19 87H21V86H19ZM47 87H48V85H47ZM46 87V89L49 91V92H46V91H44V94H42L43 92V90H46L45 88L43 89V90H41L40 92H42L41 94H39L38 96H45V94H46V98L45 97H43L42 96V98H43V100L45 101V103L46 102H53V104H54V102L55 101H51L49 98L51 97V99H52V96H54L53 95V92H52V88H51V91H50V89L49 88H47ZM63 87V86H62ZM62 87H60V88H62ZM66 87H65V89H66ZM77 87V88H76ZM163 87H160V91H162V92H164L162 89H163ZM204 87V86H203ZM1 88V87H0ZM5 88V87H4ZM9 88V87H8ZM7 88V89H8ZM11 88H13V87H11ZM180 89H182V88H184V87H182L181 88V86L179 87ZM190 88H191V86H190ZM193 88V87H192ZM194 88H195V92H196V87L194 86ZM198 88H200L199 86H198ZM197 88V91L199 92V90L201 89H198ZM1 89H3V87L1 88ZM16 89V88H15ZM64 89V87L62 88V90ZM166 89V90H165ZM209 90L210 88L207 86L206 87V90ZM252 89V88H251ZM263 89V88H262ZM30 90V89H29ZM67 90H66V92H67ZM164 90L165 91H167V88L165 87L164 88ZM208 90H207V94H208ZM213 90V91H214ZM3 91H5V90H3ZM3 91H2V93H3ZM23 91V90H22ZM183 91V90H182ZM182 91H180V92H182ZM189 91V90H188ZM187 91V92H188ZM209 91H211V89L209 90ZM14 92V91H13ZM32 92V91H31ZM30 92V93H31ZM51 92H52V94H51ZM192 92H194V89L192 90H190V93H192ZM194 92V94L193 95H198V96H195V97H199L201 94H200V92L202 93V91H200L198 94H196ZM205 92V94H206V91H204L203 90V93ZM215 92V91H214ZM214 92H210V93H214ZM9 93V92H8ZM8 93L6 94V95H8ZM16 93V92H15ZM30 93H29V95H30ZM33 93H35V92H33ZM32 93V94H33ZM173 93V92H172ZM202 93V97H204V94ZM222 93L220 94V95H222ZM18 94V93H17ZM26 94V93H25ZM52 95V96H48V95ZM62 94V95H61ZM65 94V96H63ZM159 94H160V92H159ZM169 94V93H168ZM175 94V93H174ZM180 94V93H179ZM188 94H189V92H188ZM192 94H191V96H192ZM206 94V95H207ZM216 93H214L213 95H215ZM3 95V94H2ZM5 95V98L7 99V97H9V96H6ZM11 95H12V93H11ZM162 96H163V94H161ZM167 95V94H166ZM170 95V94H169ZM182 95H183V93H182ZM205 95V96H206ZM219 94H218V97L220 96ZM27 96H28V94H27ZM27 96H25V97H27ZM33 96V95H32ZM60 96H59V99H61L60 98ZM63 96V97H62ZM176 95H174V96H172V97H175ZM208 97H204V99L201 97V98H198L197 100L195 99V97L193 98V96L192 97H190L191 99L193 98L194 100H195V102L197 101V103L199 104V102H198V100L199 99H203V100H206V99H208V101L206 100V102L208 103L209 102V94L207 95ZM233 96V97H232ZM19 97V96H18ZM30 97V96H29ZM49 97V98H48ZM68 97V96H67ZM70 97V96H69ZM166 97V96H165ZM172 97H171V99H172ZM184 97V96H183ZM187 97V96H186ZM217 97V95H215V99L217 100V99H219L220 100V98L221 97H223V96H221L220 98H216ZM229 97V98H228ZM234 99V102H233V100H232V102H230L231 100L230 99H232V98ZM246 97H252L251 99H250V101L249 100H245L246 99ZM1 98V97H0ZM21 99L23 98V96H21L20 97ZM56 98V99H55ZM74 100H73V99ZM76 98V99H75ZM161 98V99H160ZM167 98V97H166ZM206 98V99H205ZM6 99H4L3 98V100H6ZM16 99V98H15ZM28 99V98H27ZM53 99H55V100H57V101H61V100H58V98H57V96L55 95V97H53ZM177 99V97L175 98V100ZM222 99V98H221ZM3 100H2V102L1 103H3ZM11 100H13V99H11ZM17 100V99H16ZM19 100V99H18ZM28 100H30V98L28 99ZM28 100H27V103H28ZM32 101H33V99H31ZM31 100L29 101L30 103H33V102H31ZM165 100H168V99H165ZM188 100H190L189 98H188ZM200 100V101H201ZM214 100V99H213ZM8 101V100H7ZM43 101V102H44ZM210 101H211V103L213 104H210V105H212V106H214V104H215V108H217V110L215 109V111L217 112L219 109H222V105L220 106V108L219 107H217V103L219 102L218 100H217V102H214V101H212V98H210ZM246 101V102H245ZM253 101V102H252ZM9 102V101H8ZM41 102V101H40ZM67 102H65L64 104H68ZM167 102H169V101H166V103ZM176 102H177V100H176ZM202 102H204V101H202ZM201 102V103H202ZM1 103H0V105H1ZM10 103V102H9ZM21 103V102H20ZM58 103V102H57ZM175 103V102H174ZM201 103L199 104V105H201ZM230 103V104H229ZM23 104V103H22ZM21 104V105H22ZM48 104V103H47ZM162 104V105H161ZM176 104V103H175ZM178 104V105H177ZM176 104V106H179V108H180V110H183V113H184V109H182V105H181V107H180V105L179 104H181V102L180 101H178V103ZM184 105H186V106H184V107H187V103L185 104V102L183 103ZM196 104V103H195ZM219 104V103H218ZM235 104V105H234ZM246 104V105H247ZM4 105V104H3ZM2 105V106H3ZM6 105V104H5ZM4 105V106H5ZM7 105H8V103H7ZM16 105H17V102H16ZM19 105V104H18ZM28 106H29V104H27ZM30 105V106H31ZM49 105V104H48ZM52 105V104H51ZM55 105H57L56 103L53 105V106H55ZM62 105V101H61V104H60V106ZM66 105H65V108H62V109H66ZM69 105V104H68ZM67 105V106H68ZM167 105H169V104H167ZM193 105V104H192ZM206 105V104H205ZM209 105V106H210ZM12 106V105H11ZM24 106V105H23ZM45 106H46V104H45ZM44 106V107H45ZM59 106V105H58ZM63 106V105H62ZM76 106H77V103H76ZM170 106V105H169ZM172 106V105H171ZM208 106V107H209ZM249 106V107H250ZM257 105H256V107H258ZM7 107V106H6ZM6 107H5V109H6ZM8 107H9V105H8ZM13 107V106H12ZM51 107V106H50ZM162 107V108H163ZM188 107H191V106H188ZM214 107H212V109L214 108ZM245 107V106H244ZM10 108V107H9ZM17 108H18V106H17ZM16 108V110H18ZM48 108V107H47ZM58 108V107H57ZM56 108V109H57ZM60 108V107H59ZM76 108V107H75ZM76 108V109H77ZM172 110H174V107L172 106ZM207 108V107H206ZM210 108V107H209ZM3 109V108H2ZM14 109H15V107H14ZM13 109V110H14ZM21 109V108H20ZM32 109V108H31ZM30 109V110H31ZM55 109V108H54ZM161 109V112L159 111ZM208 109V108H207ZM211 109V108H210ZM211 109V110H212ZM226 111L228 110L227 108H224ZM235 109V108H234ZM264 109V108H263ZM23 110L25 111H27V109H24L23 108ZM51 110V109H50ZM49 110V112L48 113H50L49 115H48V113H46V115H48V116H51V118H53L52 116V113L54 114V112H55V116L54 117H57L58 118V114H57V112H56V110L54 111L53 110V112H51ZM170 110H171V107H170ZM169 110V111H170ZM180 110L178 109V111H179V114L181 113L180 112ZM211 110H210V112H211ZM225 110H221V111H223L222 113H221V115L223 114V113H225L226 111ZM231 110H229V111H227L228 112V114H227V112L225 113V117H226V115H230V116H228V119H231V116H232V114H230L231 112L232 113H235V111H231ZM238 110H241V109H238ZM237 110V112H239ZM1 111V110H0ZM3 111V110H2ZM8 111V110H7ZM22 111V110H21ZM23 111V112H24ZM25 111V113L24 114H26L27 112ZM33 111H34V109H33ZM48 111V110H47ZM47 111H44V112H47ZM208 111H209V109H208ZM213 111V110H212ZM220 111V112H221ZM225 111V112H224ZM241 111H243V109L241 110ZM240 111V113L241 114H245V113H243V112H241ZM256 111V112H255ZM19 112V111H18ZM23 112H21V113H23ZM31 112V111H30ZM35 112V111H34ZM71 112H73V113H71ZM214 112V111H213ZM220 112H218V114H220ZM230 112V113H229ZM251 112V111H250ZM4 113H7L6 111H4ZM20 113V114H21ZM32 113V112H31ZM36 113V112H35ZM161 113H163V116H161L160 114ZM175 113H177V112H175ZM183 113H181L182 114V117H180V118H178V119H183L186 115H184ZM256 113H257V115H256ZM264 113V112H263ZM8 114V113H7ZM19 114V115H20ZM61 114V115H62ZM171 114V113H170ZM181 114L180 115H178V116H181ZM187 114V113H186ZM189 114H188V117H190L189 116ZM200 114V115H199ZM208 114V113H207ZM22 115V114H21ZM28 115V114H27ZM35 115H38V114H35ZM57 115V116H56ZM158 115L161 117V119H159L158 118ZM184 115V116H183ZM235 115H237V113H235ZM239 115V114H238ZM247 115V114H246ZM245 115V119H246V121H249V124H251L250 123V119H249V114L246 116ZM4 116H6V115H3V118H4ZM30 116H31V114H30ZM32 116H33V113H32ZM166 118H165V117ZM173 115H171V117H172ZM175 116V115H174ZM223 116V117H224ZM244 116V115H243ZM22 117V118H23ZM167 117H169V118H167ZM187 117V116H186ZM197 117H196V119H197ZM209 117V116H208ZM230 117V118H229ZM233 117V116H232ZM240 117V119L242 118L241 116H239ZM246 117H248V118H246ZM2 118V119H3ZM5 118H8L7 116L5 117ZM5 118L3 119V120H5ZM22 118H21V120H22ZM31 118L32 119V121H34L35 123H37V121H38V126H39V128H40V130H36V129H38V128H36L35 126H33L34 127V131L32 130V127L30 128L32 131L30 132V129L28 128V127H30L32 124H29V126H28V123L27 122H29L30 120L29 119ZM56 118V119H57ZM162 118H163V121H162ZM175 118V117H174ZM173 118V119H174ZM191 118V117H190ZM193 118H195V117H193ZM235 118V119H234ZM238 117L236 116V117H233V120H234V122H236V119H237ZM25 119L26 120H29V121H25ZM46 121H45V120ZM54 119V118H53ZM60 119V118H59ZM59 119H57V120H59ZM62 119V118H61ZM173 119H171V124L172 123H174L176 120H177V117L175 118L176 120L173 122ZM227 119V120H228ZM239 119V118H238ZM237 119V120H238ZM239 119V120H240ZM243 119V120H242ZM241 120H242V123H240L241 122V120L239 121V122H236L237 123V125H239V126H241L242 124H243V122L245 121V119L244 118H242ZM248 119V120H247ZM3 120H1L2 122H3ZM18 120V119H17ZM19 120H20V118H19ZM18 120V121H19ZM56 120V121H57ZM184 120V119H183ZM195 120V119H194ZM49 121H51V120H48V122ZM166 121V122H165ZM179 121H181V120H179ZM252 120H251V122H253ZM262 121H263V118H262ZM2 122H1V127H3L4 125L2 124ZM5 122V121H4ZM6 122H7V120H6ZM20 122V121H19ZM19 122H17V124H20ZM58 122V121H57ZM187 122V120L184 122V126H185V123ZM229 122V121H228ZM23 123H22V125H23ZM32 123V122H31ZM65 123V124H64ZM231 123H233V122H229V125H231ZM239 123V124H238ZM246 123V122H245ZM11 124V125H12ZM55 124V125H56ZM198 124V123H197ZM201 124V125H202ZM241 124V125H240ZM255 124H251L250 126V128L251 129H249V127L247 126V123H246V127L251 131V130H253L254 129V126L253 125H255ZM3 125V126H2ZM10 125V126H11ZM51 125V124H50ZM167 125H168V127L170 126V127H172V128H174V129H171V128H168L167 129ZM187 125V124H186ZM228 127H229V125L228 124H226ZM235 125V124H234ZM10 126H7L8 128H7V130L6 131H4V129L6 128V127H4V129H3V132H7L8 131V129L10 128ZM12 126V127H13ZM37 126V125H36ZM245 126H243L244 128H245ZM0 127V129H2ZM12 127H11V129H12ZM54 127V126H53ZM53 127H52V129H53ZM204 127V126H203ZM206 127H204V128H206ZM231 127V126H230ZM242 127V126H241ZM242 127V128H243ZM253 127V128H252ZM19 128L17 129V130H19ZM46 128V127H45ZM236 129V127H234L233 126V129ZM242 128H240L241 129V131H243L244 129H242ZM14 129V130H13ZM12 130L13 131H10V132H13V133H16V132H14L16 129L15 128H13ZM55 129V131H54V129L52 130L53 132H56L57 131V133H59L58 131V129L56 130ZM174 130V131H176V129H178L177 131L179 132L178 134L176 133V135L177 136H179V138L178 139H174V131H172V135H170V136H172V138L170 139L171 140V142L173 141V144L174 145H176L175 146V149L173 148V146H172V144H171V148H173L172 149V151H171V148H170V140H169V135L168 134H166V135H161L160 134V132H162L161 130H163V131H167V130ZM186 129H184V131L186 130ZM208 129V130H207ZM213 129V130H212ZM239 129V130H240ZM10 130V129H9ZM23 130V131H22ZM61 130H63V129H61ZM183 130V129H182ZM191 130V131H190ZM206 130L208 131V133L210 132L209 131V128H206ZM205 130V131H206ZM229 130V129H228ZM237 130V129H236ZM36 131H37V133H36ZM47 131V130H46ZM45 131V132H46ZM222 131V130H221ZM232 131V130H231ZM238 131V130H237ZM245 131V130H244ZM244 131H243V133H244ZM248 131V130H247ZM2 132V131H1ZM10 132H7V134H11ZM26 132V131H25ZM52 132V133H53ZM168 132V131H167ZM166 132V133H167ZM170 132V131H169ZM249 132V131H248ZM259 132V133H260ZM20 133V134H19ZM24 133V132H23ZM30 133H31V136L33 137L34 136V138H32L31 136H29L30 135ZM34 135H33V134ZM174 133V134H173ZM232 133H234L233 131L231 132V134ZM242 133V132H241ZM246 133V132H245ZM5 134V133H4ZM7 134H5V136L7 135ZM56 134V133H55ZM55 134H52V135H54V137L56 138L57 136H55ZM171 134V133H170ZM181 134V133H180ZM210 134V133H209ZM240 134V133H239ZM248 133H246L245 135H247ZM254 134V135H255ZM9 135H7V136H9ZM15 135V134H14ZM17 135V134H16ZM15 135V137H17ZM22 137H20V136ZM45 135H47V134H45ZM51 135V136H52ZM62 135V136H61ZM181 135H183V134H181ZM244 135V134H243ZM249 135V134H248ZM4 136V137H5ZM10 136H12V135H10ZM9 136V137H10ZM161 136H163V137H161ZM185 136V135H184ZM204 136V135H203ZM213 136H215V134L213 135ZM237 136V135H236ZM252 136L254 137V138H252ZM262 136H263V138H262ZM0 137H1V134H0ZM9 137H7V138H9ZM25 137V136H24ZM29 137H31V138H29ZM175 137V138H176ZM210 137H211V139H210ZM227 137H228V135H227ZM238 137V136H237ZM6 138V137H5ZM5 138H4V140H5ZM45 138V137H44ZM41 139V140H45V139ZM164 138V139H163ZM168 138V139H167ZM260 138H262V141H260ZM3 139V136L1 137V141L2 142H4V140H2ZM11 139H13V138H11ZM30 139H34V141H32V140H30ZM192 139V140H191ZM239 139H240V137H239ZM243 139H245V138H243ZM14 140V139H13ZM12 140V141H13ZM24 140H26V144L25 143H23L24 142ZM35 140H36V142H35ZM54 140L57 142L56 144H54ZM168 140H169V142H168ZM174 140H176V141H174ZM250 140V139H249ZM1 141H0V143H1ZM7 141V140H6ZM12 141H10V138H9V142H11L12 143ZM28 141H32L30 144H31V146H28V145H30L29 143H28ZM184 140H182V142H183ZM187 141V142H188ZM199 142V143H196V142ZM210 141H211V143H210ZM241 141V140H240ZM9 142H7L8 144H9ZM13 142H17V141H13ZM33 142L36 144H39L40 142L43 144L44 143V145L42 146V144L40 145L41 146V148L39 147L38 148V146L39 145H37V146H35V149L34 150H36L37 148V150H39V151H34L33 150V148H34V146H33ZM245 142H247L246 141V139H245ZM256 142V141H255ZM6 142H4L3 144H5ZM243 143V141L241 142V144ZM8 144H7V148H8V151H10V148H12L13 149V147H15V145L14 146H12V147H8ZM14 144V143H13ZM58 144H60L59 146V148H58V146H56V145H58ZM181 143L179 142V145H180ZM184 144H185V141H184ZM184 144L182 143L181 144V146L183 145L184 146ZM235 144H238V143H235ZM234 144V145H235ZM250 144V143H249ZM255 144L256 145H258L257 147H254L255 146ZM9 145H12V144H9ZM27 145V146H26ZM46 145H48V143L46 144ZM179 145H178V147H179ZM182 146V147H183ZM190 146V147H189ZM246 146V145H245ZM2 147V146H1ZM3 147H5V146H3ZM27 147H29V149H32L33 151H31L30 153H29V149H27ZM30 147H33V148H30ZM37 147V148H36ZM57 147V148H56ZM181 147V148H182ZM238 147H240V145H238ZM241 147H243V146H241ZM247 147V146H246ZM250 146L248 145V148H249ZM44 150H43V149ZM245 148V147H244ZM5 149V148H4ZM11 149V150H12ZM15 149V148H14ZM27 149V150H26ZM180 149V148H179ZM250 149V148H249ZM1 150H3V148H1ZM6 150V149H5ZM5 150H4V152L3 153H5ZM19 149H17V147H16V152H18L19 154H20V156H21V154L22 153H20L19 151H18ZM29 150V151H28ZM185 150H187V151H185ZM178 151V150H177ZM242 151H243V154H244V156H245V159H244V156L242 157L241 156V154H242ZM1 152V151H0ZM174 152H175V155H174ZM178 152V153H179ZM186 152V153H185ZM237 152H239V154L237 153ZM2 152H1V154H3ZM18 153H17V155H18ZM175 156V157H173V155ZM236 153H237V156H236ZM241 153V154H240ZM247 153V154H246ZM252 153V152H251ZM0 154V155H1ZM6 156L5 157H7L8 156V154L10 155V154H13V153H8V152H6ZM179 154V155H180ZM242 154V155H243ZM262 154V155H261ZM5 155V154H4ZM232 155H234V156H232ZM240 155V156H239ZM249 156V158H248V156ZM254 155L256 156L255 158H256V160H257V162H256V160H254L255 158H254ZM39 156L41 157V158H39ZM52 156V157H51ZM58 156V157H57ZM253 157V160L254 161H252V157ZM2 157V156H1ZM9 157H11V156H9ZM18 157V156H17ZM177 157V158H176ZM234 157H236L237 159H235ZM241 157H242V159H244V161L245 162H247L250 158H251V160L250 161H252V162H256V164H258L257 166L259 167H257L256 166V164H254L253 163V165H255L254 166V168H250L249 166L251 165L252 166V164H250L251 162L250 161H248V163L250 164H248L249 166V169H247L248 167L246 166L247 165V163H245L243 160H241L242 161V163L243 164H241V162L238 160V158H240L241 159ZM3 158V157H2ZM12 158H14V157H11V159ZM22 158H24V156H23V154H22V156H21V159ZM43 158V159H42ZM49 158H53V159H57V158H59V161H58V163L56 164L55 163V160H54V162L52 161L51 163H52V165L49 163V161L51 160H49ZM202 158V159H201ZM204 158H205V160H204ZM178 159V161H176V163H175V160H177ZM5 160V161H6ZM8 160H10V158H8ZM19 160V159H18ZM17 160V163L15 164L16 165V168L14 167L15 165L13 164V162H12V166L9 164V166L12 168V170L14 171L15 169H17L18 171H19V167L22 169V167L20 166V164L22 165L23 163H22V161H21V163H19L20 161H18ZM174 160V161H173ZM201 160H203V162L201 161ZM236 160H238V161H236ZM15 161H16V159H15ZM11 162V161H10ZM30 162V163H31ZM179 162V163H178ZM184 162V163H185ZM236 162H237V164H236ZM240 162V163H239ZM5 163V164H4ZM48 163L50 164V166H54V164H55V166L53 167V169L51 168V167H49L50 168V170H51V172H49V174L47 173V172H45V170H46V165H48ZM54 163V164H53ZM174 163H175V165L177 164L178 165V167L176 168V166L174 165ZM183 163V164H184ZM8 164V163H7ZM19 164V165H18ZM244 165L243 167H246V174L244 173L245 171H244V169H243V167H241L240 165ZM179 165H181V166H179ZM8 166V165H7ZM22 166H24V164L22 165ZM184 166V165H183ZM189 166V167H188ZM18 167V168H17ZM26 167H23V168H25V169H22V170H26ZM43 167L45 168V170H43ZM48 167H47V170H48ZM10 169V168H9ZM250 169H254L255 171V173H253V171L251 172L250 171ZM22 170H20V171H22ZM50 170H48V171H50ZM36 171V172H35ZM42 171V172H41ZM23 172V171H22ZM28 172H26L25 171V174L26 173H28ZM66 173L67 172V175H65V176H68L67 178H68V181L70 182L71 180L73 181V178H74V180L76 179L75 178V176H77V178L78 179H76L75 181H76V183H78V184H76L75 182H73L72 184H70L69 182V184L68 183H66L65 182V180L63 181V178H65L66 179V177H64L63 176V173ZM190 172V173H189ZM235 172H237L239 175H242V177H243V175L245 174V176L247 175V176H249V178H246L249 182H247V183H249V185H248V188L246 189V188H244V185H245V183L243 184V188L244 189H246V191L243 189V191L242 192H239V189H237L236 187L237 186H235L234 184H235V182L233 183V181H234V179L235 178H233L234 176L236 177L237 175V173H235ZM64 173V174H65ZM177 173H178V175H179V177L177 176ZM241 173V174H240ZM250 173H253L252 175H254L255 176V178H252V177H250L251 175H250ZM20 174V173H19ZM19 174H17V175H19ZM35 174V175H34ZM235 174V175H234ZM13 175V174H12ZM23 175V174H22ZM33 176V177H31V176ZM16 176V175H15ZM25 176H27V175H25ZM48 176V177H47ZM23 177V176H22ZM177 177V178H176ZM237 177H240V176H237ZM237 177H236V179H237ZM242 177H240V179H238V181H242L243 182V178ZM258 177V178H257ZM29 178H33L32 180L31 179H29ZM178 178L180 179V180H178ZM242 178V179H241ZM252 178V179H251ZM177 179V180H176ZM253 179H254V181H255V179H257L255 182L253 181ZM14 180V179H13ZM16 180V179H15ZM34 180V181H33ZM190 180V181H189ZM245 180V179H244ZM19 181V180H18ZM30 181H31V183H30ZM66 181H67V179H66ZM13 182V181H12ZM22 182V183H23ZM242 182H240L241 183V185H242ZM256 182H259V183H257V186L255 185V183ZM68 184V186H69V189H68V187L66 186V184ZM74 183L76 184V189H74V190H77L76 192L73 190V187H75L74 186ZM236 183H238V182H236ZM240 183H239V186H240ZM48 185V186H47ZM70 185H73V187H71ZM77 185H79V188H77L78 186ZM246 185V186H247ZM238 186V188H241V187H239ZM245 186V187H246ZM2 187V188H3ZM18 187H20V186H18ZM17 187V188H18ZM46 187L47 188V191L49 192L50 191V193L48 194V195H57L58 197H56V199H58L59 200V202H62L61 203V205H60V208L61 209H63L62 211L61 210H59V211H57L58 209H59V206H58V204H57V206H55V207H58V208H54L52 205H55L57 202H51V200H50V198H45V199H47L44 203H43V200L41 199V197H42V193L44 194V192H43V190H44V188ZM49 187V188H48ZM181 187V188H180ZM256 187H259V188H257V189H255ZM46 188H45V192H46ZM51 188V189H50ZM54 188V189H53ZM72 188V189H71ZM41 189H43V190H41ZM71 189V190H70ZM187 189L185 190H183V188H182V190L184 191L183 193H185V192H187ZM69 190V191H68ZM73 190V191H72ZM79 190V191H78ZM174 190V192H176ZM242 190V189H241ZM36 191H38V193H40V191H42L41 192V194L39 195H37L38 197L39 196H41V197H37L34 193H37ZM177 191H178V189H177ZM192 191H193V193H192ZM196 193H195V192ZM245 191V192H244ZM259 191V192H258ZM5 192V191H4ZM189 192V191H188ZM261 192H262V194H261ZM2 193V192H1ZM47 193V192H46ZM56 193V194H55ZM197 194V196H201V195H198V193L199 194H206L205 196H207V194H208V196L205 198V199H199L200 197H197V198H195L196 196H194V198H195V201L193 200V199H191V198H193L192 197V194ZM259 193H260V195H259ZM33 194H34V196H36L37 197V199H39V202L40 203H43V204H40L39 202H38V200H36L34 197H33ZM181 194V193H180ZM186 194V193H185ZM189 194H190V192H189ZM188 194V195H189ZM11 195V196H12ZM46 194H44L43 196H45ZM48 195H47V197H48ZM240 195V196H239ZM249 196H250V194H248ZM172 196V197H171ZM178 196H181V195H178ZM205 196H202L201 198H203V197H205ZM241 197L240 199H241V201H242V205L240 204V199H239V197ZM249 196L248 197H246V198H249ZM46 197V196H45ZM233 197V198H232ZM235 197V198H234ZM176 198H178V197H176ZM180 199H181V197H179ZM35 199V200H34ZM41 199V200H40ZM55 199V200H56ZM191 199V200H190ZM197 199H198V201H197ZM234 200V203H235V200L240 204H234L232 201ZM253 199H251V200H253ZM173 200H177L178 201V203L177 204H175V202L173 201ZM193 200V201H192ZM199 200H201V203H200V201ZM203 200V201H202ZM212 200V201H211ZM37 201V202H36ZM42 201V202H41ZM53 201V200H52ZM193 202V205H191L192 204V202ZM210 201L212 202V204L213 205H215V206H213V205H211V203H210ZM174 202V203H173ZM197 202V203H196ZM244 202V203H243ZM181 203V202H180ZM233 203V204H232ZM245 203H247V204H245ZM252 203V202H251ZM182 204V203H181ZM182 204V205H183ZM201 204V205H200ZM173 205H176V206H174V208H173ZM191 205V206H190ZM210 205H211V207H210ZM232 205H233V207H232ZM236 205V206H235ZM190 206V207H189ZM222 206V207H221ZM235 206V207H234ZM258 206V205H257ZM176 207H177V209H176ZM179 207H180V205H179ZM213 207V208H212ZM232 207V208H231ZM50 208L52 209H55L56 211H57V213H55V211L54 210H52L56 215H55V217L57 216V215H59V216H61L62 215V217L60 218L59 216H57V218L54 220V216H53V212L50 210ZM198 208V207H197ZM207 208V209H206ZM235 208V209H236ZM244 208V209H245ZM263 208V209H262ZM49 209V210H48ZM172 209H173V211H172ZM180 209H182V207L180 208ZM185 209V210H186ZM242 208H239V210L241 211H239L238 210V212H239V214H241L242 213V210H241ZM50 211L49 213H51V215L48 213V211ZM186 210V211H187ZM192 210V211H191ZM246 210V209H245ZM248 210V209H247ZM254 210V211H255ZM187 211V212H188ZM250 211H251V209H250ZM253 211V210H252ZM63 213V214H61V213ZM47 213V214H46ZM59 213V214H58ZM243 213H244V211H243ZM249 213H251V212H248V213H246V214H249ZM234 215V216H238L237 217V220L234 218V217H232V215ZM255 214H257L256 212H255ZM184 215H186V214H184ZM221 215H222V217H221ZM243 215V214H242ZM245 215V214H244ZM243 215V216H244ZM201 216V217H200ZM212 216H210V217H212ZM224 216V217H223ZM229 216H231L232 218H234V219H231V217L229 218ZM246 216V215H245ZM248 216V215H247ZM258 216V215H257ZM257 216H256V218H257ZM259 216V219H261V221L263 222V217H264V213H263V217L261 216L260 217ZM193 217V218H194ZM59 218V219H58ZM183 218V219H182ZM246 218H248V217H246ZM190 219H191V221H190ZM244 219V218H243ZM259 219L257 220V221H259ZM196 222H195V221ZM204 220V221H205ZM218 220H217V222H218ZM236 220V221H235ZM247 220V219H246ZM254 219H252V221H253ZM256 220V219H255ZM187 221H190V224H192L193 222V224L192 225H186V224H188V222ZM193 221V222H192ZM203 221V220H202ZM216 221V220H215ZM241 221V222H240ZM75 222V223H74ZM77 222V223H76ZM227 222H230V225H229V223H227ZM239 222V223H238ZM244 222H245V220H244ZM247 222V221H246ZM254 222V221H253ZM252 222V223H253ZM260 222V221H259ZM258 222V223H259ZM81 224V226L79 225V224ZM172 223L171 222H169V224L166 226V228H168V229H165L164 228V233H165V236H167V232H165V230H170V232H171V227H170V224H171V226H172ZM255 223V222H254ZM257 223V224H258ZM261 223V222H260ZM39 224V225H38ZM41 224V225H40ZM42 224H44V225H42ZM74 224H77L76 226L74 225ZM217 224V223H216ZM45 225H48V226H45ZM82 225H84L85 227H83ZM112 225H116V227L117 228H115V227H113L114 229V231L111 229L112 227H110V226H112ZM118 225V226H117ZM122 225L120 226V227H122ZM221 225V226H220ZM228 225V226H227ZM263 225V224H262ZM261 225V226H262ZM65 226H67L66 227V230H65ZM173 226H174V224H173ZM175 226L174 227H172V228H174L175 229ZM182 226V227H183ZM192 226V227H191ZM235 226V225H234ZM264 226V225H263ZM36 227H37V229H36ZM42 228L43 227V229H44V231H43V229H40L39 230V228ZM45 227V228H44ZM48 227V231H46L47 228ZM54 227V226H53ZM57 227V228H58ZM69 227L71 228V230H69ZM126 228V230H125V228ZM176 227V228H177ZM84 228H86V229H84ZM108 228H110V229H108ZM132 228V230H130ZM193 228V230L192 231H195V229ZM202 228V227H201ZM203 228L201 229V230H203ZM243 228H244V225H243ZM245 228H246V226H245ZM225 229H227V230H225ZM241 229V230H240ZM262 229V228H261ZM264 229V228H263ZM7 230V231H6ZM35 230H39V232H37L38 233V235H36V231ZM59 230V229H58ZM118 230V231H119ZM176 230V229H175ZM179 230H177V232L176 233H178V232H180ZM200 230V231H201ZM225 230V231H224ZM60 231V230H59ZM60 231V232H61ZM121 231V232H122ZM199 230H198V233L200 232ZM221 231H222V233H221ZM223 231H224V233L225 232H227V233H223ZM42 232H40V233H42ZM87 232V233H86ZM114 232V233H113ZM120 232V233H121ZM202 232V231H201ZM200 232V233H201ZM203 232H204V230H203ZM206 232V231H205ZM254 232V231H253ZM112 233V234H111ZM157 233H159V235H161V236H159V237H157ZM167 233V234H166ZM173 233V236L175 237L176 236V233L172 230V232L170 233V234H172ZM174 233H175V235H174ZM48 234V233H47ZM53 234V233H52ZM57 235V233L56 232H54V235ZM62 234H63V231H62ZM123 234V233H122ZM121 234V235H122ZM127 234H129V233H127ZM179 234H181V233H179ZM186 234V235H185ZM194 233H192L191 235H193ZM202 234V233H201ZM205 234H207V233H205ZM257 234V233H256ZM59 235V234H58ZM57 235V237L58 238H61V236L59 237ZM64 235V236H65ZM118 235V236H117ZM130 235L128 236V237H130ZM169 235V234H168ZM182 235V236H183ZM190 235V236H191ZM203 235V234H202ZM212 235H213V237H212ZM255 237H254V236ZM7 235L5 236L4 235V237H8ZM51 236V235H50ZM63 236V237H64ZM68 236H66L67 238H68ZM73 236V237H74ZM91 238H90V237ZM164 236V238H163V240H165V237ZM215 236L217 237V238H215ZM249 236V237H248ZM258 238H257V237ZM1 237V236H0ZM46 237V238H45ZM56 236H54V237H50V239L51 238H55ZM72 237V238H73ZM88 237H89V239H88ZM128 237H126V238H128ZM170 237H171V235L170 236H168L167 237V239L166 240H169L170 239ZM196 237V238H197ZM249 238V240H245L246 238ZM69 238H70V236H69ZM76 237H74L73 238V240H77V239H75ZM78 238V237H77ZM115 238V237H114ZM122 238V237H121ZM120 238V241H124V240H122ZM147 238H145L146 239V241L147 242H152V243H154V241H151L152 239L151 238H148V239H151L150 241H148L147 240ZM173 238V237H172ZM201 238V239H200ZM223 238H225V239H223ZM4 239V238H3ZM39 239H40V237H39ZM123 239H125V237H123ZM193 239V238H192ZM197 239V240H198ZM220 239H219V241H220ZM83 240V239H82ZM93 240V241H94ZM110 240V239H109ZM113 240V239H112ZM115 240V239H114ZM128 240H130V241H132L130 238H128ZM134 240H136V239H134ZM163 240H161V241H163ZM166 240H165V242H166ZM179 240H181V239H179ZM179 240H177L178 242H179ZM182 240H181V242H182ZM202 240L200 241V242H202ZM228 240H230V241H228ZM9 240L7 239V242H8ZM20 241V240H19ZM23 241V240H22ZM25 241V243H27ZM50 241V240H49ZM49 241H47V242H49ZM53 241V240H52ZM63 241H65L64 239H63ZM62 241V242H63ZM68 241H70L71 242V240H68ZM67 241V242H68ZM78 241V240H77ZM126 241V240H125ZM176 241V242H177ZM215 241V242H214ZM34 242V241H33ZM51 242V241H50ZM75 242V241H74ZM136 242L138 243V240H136ZM135 242V244H137ZM164 242V243H165ZM22 243V242H21ZM25 243H23V244H25ZM72 243V242H71ZM70 243V244H71ZM80 243V245H81V242H79ZM120 243V242H119ZM151 243V244H152ZM183 243H185V242H183ZM220 243V242H219ZM22 244V245H23ZM27 244H29V243H27ZM57 244H59V242L57 243ZM95 244V243H94ZM93 244V245H94ZM148 244V243H147ZM173 244H174V241H173ZM178 244V246H180V245H182V244H180L179 245V243H177ZM189 244V243H188ZM218 244V243H217ZM221 244H218V245H221ZM60 245V244H59ZM76 245L77 246H73V248H75V249H77L78 248V245L79 244H77V242H76ZM84 245V244H83ZM82 245V246H83ZM87 245H88V243H87ZM92 245V246H93ZM148 245H150V244H148ZM154 245V244H153ZM152 245V246H153ZM35 246V245H34ZM61 246V245H60ZM64 247H66L65 246V244L63 245ZM96 246V245H95ZM94 246V248H95V250H96V247ZM98 246V245H97ZM120 246V245H119ZM121 246H123V245H121ZM120 246V247H121ZM151 246V245H150ZM149 246V247H150ZM150 247L151 249L152 248H154V247ZM176 246V245H175ZM175 246H173V247H175ZM213 246V247H212ZM68 247H70V246H68ZM86 247H88V246H86ZM100 247V246H99ZM114 246H112V248H113ZM118 247V246H117ZM125 247V246H124ZM140 248L142 247V246H139ZM139 247L136 249L139 253L142 251V250H140L139 251ZM172 247V248H173ZM186 247H187V249H186ZM192 248V249H190V248ZM195 247H197L198 249H195ZM210 247H212L211 249H210ZM35 248V247H34ZM37 248H39V247H37ZM57 248V247H56ZM60 247H58L57 249H59ZM67 248V247H66ZM66 248H65V250L64 251H66ZM79 248H81V246L79 247ZM83 248H84V246H83ZM92 248V247H91ZM91 248H89V250L91 249ZM94 248H92V249H94ZM101 248V247H100ZM111 248V246L109 247H107L106 249H107V251L109 250ZM111 248V249H112ZM185 248V249H184ZM189 248V249H188ZM36 249V248H35ZM60 249H62V246H61V248ZM68 249V248H67ZM86 249V248H85ZM99 249V248H98ZM97 249V250H98ZM104 249H105V247H104ZM119 249V248H118ZM120 249H122V248H120ZM142 249V248H141ZM174 249V248H173ZM194 249V250H193ZM31 250V249H30ZM74 250V249H73ZM78 250V249H77ZM83 249H81V251H82ZM87 251V250H85L86 251V254H87V252L90 254V256L92 255L90 252L92 251V252H94L93 250H91V251ZM101 250V249H100ZM113 250V249H112ZM114 250H116V249H114ZM113 250V251H114ZM126 249H124L123 251H125ZM147 250H148V248H147ZM51 251H53L52 250V248H51ZM55 251V250H54ZM62 250H60V252H61ZM75 251V250H74ZM105 251V250H104ZM111 251V250H110ZM109 251V252H110ZM113 251H111L112 253H113ZM133 249H132V251H128L127 253L130 255L131 253H133ZM149 251H151V250H148L147 252H149ZM216 251V250H215ZM22 252V251H21ZM73 252V251H72ZM76 252V251H75ZM80 252V249H79V251H78V253ZM83 252H84V250H83ZM110 252V254L109 255H111L112 253ZM115 252V251H114ZM129 252H131V253H129ZM136 252V251H135ZM5 253V252H4ZM8 253V252H7ZM54 253V252H53ZM57 253H58V251H57ZM70 253H71V250H70ZM94 253H96V252H94ZM123 253V252H122ZM125 253H126V251H125ZM139 253H137V255L139 254ZM143 253V252H142ZM161 253V252H160ZM159 253V254H160ZM168 253H170V254H168ZM173 253V254H172ZM34 254V253H33ZM39 254V253H38ZM51 253H49V255H50ZM61 254V253H60ZM67 254V253H66ZM65 254V255H66ZM69 254V253H68ZM68 254H67V256H68ZM76 254V253H75ZM104 254H105V252H104ZM107 254V253H106ZM117 253H114L112 256H111V258H115L116 260H118L117 259V257L118 258H120V256H118V255H116ZM144 254V253H143ZM186 254V255H185ZM192 254H194V255H192ZM56 255V254H55ZM82 255V254H81ZM102 255H103V253H102ZM116 255V256H115ZM121 255V254H120ZM124 255H126V254H124ZM123 254H122V256L121 257H123L124 256ZM136 255V256H137ZM163 255V254H162ZM20 256V255H19ZM52 256V255H51ZM51 256L49 257V258H51ZM66 256V257H67ZM78 256V255H77ZM83 256V255H82ZM100 256V255H99ZM107 256L108 255H106V260L107 259H109V257L107 258ZM133 256V255H132ZM157 256V255H156ZM26 257V256H25ZM30 257V256H29ZM47 257V256H46ZM52 257H56L57 258V256H52ZM63 257V259H64V257L65 256H62ZM83 257H87V255L85 256H83ZM93 257L94 258H96V256H94L93 255ZM130 258H132L131 256H129ZM140 257V256H139ZM139 257H138V259H139ZM170 257H167V262L166 263H170V262H168L169 260H172L171 262H173V259L172 258H170ZM174 257V256H173ZM28 258V257H27ZM37 258H39L38 256H37ZM48 258V257H47ZM78 258V257H77ZM88 258H90V257H88ZM94 258L91 260V261H93L94 260ZM110 258V261L112 260ZM126 258L128 259V256H126ZM125 258V259H126ZM129 258V259H130ZM133 258H135V257H133ZM141 258H142V256H141ZM160 258H162V257H160ZM160 258H158L157 260L158 261H160ZM168 258H170V259H168ZM53 258H51V260H52ZM60 259H62V258H60ZM59 259V260H60ZM63 259H62V261H63ZM84 260H85V258H83ZM83 259H81V261L83 260ZM101 259V258H100ZM115 259H113V261L112 262H115L116 260ZM124 259V258H123ZM137 259V258H136ZM162 259H165L166 260V258H162ZM175 259V258H174ZM178 259V260H179ZM29 260V259H28ZM36 260V259H35ZM42 260V259H41ZM54 260V259H53ZM68 261V263H69V259H67ZM73 260V259H72ZM102 260V259H101ZM104 261H106L105 259H103ZM103 260H102V264L103 263H106V262H103ZM135 259H133V261H134ZM154 260H156V259H154ZM156 260V261H157ZM164 260V261H165ZM30 261H31V259H30ZM47 261H49V260H47ZM66 260H64V263H66L65 262ZM75 261H77V260H75ZM75 261H73V263H75ZM80 263H81V261L80 260H78ZM89 261V259L87 260V261H85V262H88ZM94 261H96V260H94ZM92 262L91 264H93V263H95V262ZM139 261V260H138ZM164 261L162 260V261H160L161 263L160 264H163L164 263ZM90 262V261H89ZM89 262L88 263H86V264H89ZM101 261L99 260V263H100ZM108 263L107 264H114V263H112V262H109V261H107ZM117 262V261H116ZM119 262V261H118ZM117 262V263H118ZM126 262V261H125ZM128 262H130V264L132 263L131 262V259H130V261L128 260ZM127 262V264H129ZM135 262V261H134ZM163 262V263H162ZM175 262H177L176 260H175ZM174 262V263H175ZM181 262V261H180ZM183 262V261H182ZM49 262H47V264H48ZM56 263L57 264H59V263H61V260L59 261V263L56 261ZM55 263V264H56ZM68 263H66V264H68ZM72 263V262H71ZM71 263H69V264H71ZM98 263V261H97V263L96 264H99ZM117 263H115V264H117ZM123 263H124V260H123ZM138 263V262H137ZM154 263H155V261H154ZM173 263V264H174ZM61 264H63V263H61ZM76 264H78L77 262H76ZM82 264H84V261L82 262ZM118 264H120V263H118ZM124 264H126V263H124ZM133 264H135V263H133ZM156 264V263H155ZM157 264H159V263H157ZM176 264V263H175ZM177 264H179L178 262H177Z\"/></svg>",
	"mask_w": 264,
	"mask_h": 264
},
{
	"label": "rangeland",
	"instance_id": "rangeland-1",
	"mask_svg": "<svg viewBox=\"0 0 264 264\" xmlns=\"http://www.w3.org/2000/svg\"><path fill=\"white\" fill-rule=\"evenodd\" d=\"M11 1V2H10ZM23 1V2H22ZM42 2H38V0H30V3H29V0H27L26 1V4L24 3L25 1L24 0H21V1H19V0H17V1H14L15 2V4H14V6H12L13 4H10V3H12L13 2V0H0V16H2L3 17V19H4V21L5 20H7L8 18H9V20H7V21H11L12 23L14 22L15 24H17V23H19L18 24V26H17V28H18V30L15 32L16 34H14V33H12V32H14V30H16V29H11V28H9L8 26H10L11 24V22L10 23H8V26H6V27H8L9 28V31L10 30H12V31H10V32H8V28L6 29V31L5 30H3L2 32H5L4 34L1 32V37H0V41L3 39V35H7L8 33H12V35L14 34V36L13 37H16V42H14V38H12V35L10 36V34L8 35V36H6V40H5V38L3 39L4 41H2V42H0L1 44H0V46H2V48L0 47V51H1V53H0V87L2 88L3 87V89H1L0 88V101L2 102V100H3V98L4 99H6L5 98V95L8 93V95H6V96H9V97H7V99L6 100H3V103H1V105H0V125H1V120H3L6 116L8 117V118H5V120H3V122H2V124L4 125H2L3 127H1L2 129H0V134H1V137L3 136V139L2 140H4V138H5V140H4V142H6L5 144H3L4 142H2L1 141V137H0V141H1V143H0V151L3 153L4 152V150H5V153H3V154H1V152H0V158L2 159V161L5 159V158H7V160L5 161H3V162H5L6 163V167L8 168V171H9V175H11V177L10 178H13V179H11V183H12V185L14 186V187H16V190L18 189V192H22V193H24L25 192V190H23L22 191V189H26V187L24 186V182H23V178H25V177H27L28 178V174H29V168H27L26 166H28V165H31L32 164V166H29L31 169H30V173H31V170H32V173H34V170L32 169V167H34V163L33 162H31V161H28L27 159H25V157L26 156H28L29 157V155L28 154H26V153H28V152H25V154L24 153H22L23 151H25V149L21 152V150L20 149H22V146L23 145H20L21 147H18V145H17V143H19V141L18 140H15V138H18V133L16 132V131H18V132H21L20 131V128H19V126H16V125H21L22 126V128L23 127H25V125L24 124H26L25 122L23 123V121H24V117L27 119V117L26 116H28V117H33V119L35 120V117H37V119L36 120H38L39 122L41 121V123L39 124L38 123V121H37V123L39 124V126L41 127H43L44 126V124L46 125V124H48V123H50V124H48V125H46V126H44L43 128L44 129H41V130H43L42 131V133L40 134H38L37 133V131H36V133L38 134V136L37 135H34L33 133V135L36 137V139L38 138L39 139V135H40V137H45L44 139L45 140H41V139H43V138H40L39 140L41 141V142H46V144L48 143V145H44V143L42 144L41 142L39 143V144H37L39 141H38V139H37V145H39L38 146V148L40 147L41 148V144H42V146H43V148L45 149V148H48V147H46V146H49L50 144L52 145L53 143H50V142H52V141H50L51 139H52V137H53V139H60V137H59V135L58 134H63V132L64 131H66L65 129H67V127H64L65 125H63V123H61L62 121H63V115L64 114H62V113H59V111L57 112V110H59L60 109V111H65V110H67V111H69V108H70V102H67L68 100H64V99H67V98H69V99H71V97H75L76 95H74L73 96V94L71 95V90L73 89L74 90V88H75V86L77 85V87L79 86L78 84H80V81H77L78 79H75L74 78V80L76 81V84H75V86H73L71 83H73V81L72 80H67L68 79V77H66L67 76V74L70 72L71 73V69L69 70L68 68H69V64L68 63H70V61H74V63L73 64H77V62H78V64H79V61L81 62V57H79V56H81L83 53L85 54V52H83V50H84V45H85V48L86 49H88V48H90V50H92L93 48L95 49V46H94V44H93V39L94 38H97V37H99V35H100V37H101V39H104V38H106V43H109V40H108V38L107 37H105V36H108V34H106V29L108 28V23H109V25L112 23V60H114V59H116L118 62H122L123 64H125V65H127V66H132V67H138L139 66V68L140 67H142V64H143V68L146 70V75H147V77H148V79H146L147 80V82H148V84H149V80H151V82H153L152 84L154 85V86H157L159 89H160V87H163V85L165 86L166 84H169V86L171 87H174V89L172 88L171 90H169L170 88L168 87V85H166L165 87L167 88V91H165L164 90V88L165 87H163V91L164 92H162V91H160L158 88H157V90L160 92V94H159V92H158V94L157 95H159L163 100L161 101L162 102V104H163V102L165 103L164 104V106H166V107H160L161 109H163L162 110V112L164 111V109H165V111L166 112H163L164 113V115L166 116V114L165 113H167L168 112V116H170V118L169 117H167V118H169V120L168 119H165L166 121H168V124L170 123V125L173 127V125L175 126L176 125V127H174V128H178L179 126V128H182V123H183V127L184 128H182V129H179L180 130V133L181 134H183V135H181L177 130L178 129H176V131H174L175 129L174 128H172V127H168V125H167V129L168 128H171V129H174V130H167V131H163V130H161L162 132H160V134L161 135H166V134H168L169 135V140L172 138V136H170V135H172V131H174V139H178L179 138V136H177L176 135V133L178 134L179 133V135L180 136H182V140H184L185 141V144H184V141L182 142V140H181V137H180V140L178 139L177 141L176 140H174V141H176V142H178V143H176V144H178L179 145V142L182 144H184V146L182 147L181 146V144L179 145V147H178V145H177V147H176V149L178 150H175L176 152H177V157H180V158H182L183 156H182V154H180V152H182V151H184V147L186 146L187 148H188V144L190 145L191 143H192V141L193 142H195V140L193 139H191L192 141H188L189 139H187L188 137H186V135L188 136V135H190V134H187L188 132V130L189 129H192L191 128V126H193L192 124H190V123H192L193 121H196V123H195V128L194 129H196V128H200L201 130L202 129H204V130H202L203 131V133L204 134H202V136L200 135L201 133H200V129H199V131L198 130H196V132L198 133V136H201V138H197V136H196V140H198V141H203V139H204V141L208 138L209 139V136H211V137H213L212 139L215 141V139H216V137H218L219 136V132H220V138L221 137H223L225 134H223V136H221V134L224 132L223 131V128H222V125L223 124H225V126L227 127V128H225L224 130H226V133H227V135H228V137H227V135H225L224 137H226V138H228V139H230L229 137H231L232 135V137H233V140H235V141H237V140H239V141H237V142H235V143H238V144H235L231 139V143L233 144V153L235 154V152L236 151H240V149L242 148L243 149V151H244V153L245 152H249L248 154L249 155H252V154H254V152L255 153H257V155L256 156H258V153L260 152L259 151V149L257 148H252L251 146H253L254 144L253 143H258V139H254V140H252L251 139V137H249V138H246L247 136H251L250 135V133L251 134H253V132H254V134L256 133V131L258 132L259 130L257 129V130H255L256 128H257V124H255V123H257V122H255L256 121V116L255 115H252L253 117H255V121H253L254 119H253V117L251 116V113H252V111L253 110H255V109H257V108H261L262 110L261 111H263L264 109V99L261 101V102H263V104L262 103H260L259 104V106H258V102H260V99H257L256 97L255 98H252V97H246V99L245 100H249L250 101V99L251 100H254L255 102H253V103H255V106H252L253 107V110H252V107L250 106V105H248L249 103H251V101L246 105L245 103H244V106L243 105H239L238 104V107L236 108V105L234 106V108H232L233 110H231L230 108L228 109V106H231V104L230 105H228L227 107H225V105H226V103H227V100L226 101H224V93H222V92H224V91H226L225 93H226V95H228V93H229V97L231 96L230 94V92H232V91H230V89L231 88H228V87H225V86H221L220 85V83H218L219 81H216V80H220V77H221V80L220 81H224L225 79L224 78H228V79H226V81H224L225 82V85L227 86L228 84L227 83H230V84H236V85H242L243 84V81L244 80H242V79H245L246 81V85H247V83L249 82H251L252 83V85L253 86H255V90H256V92H257V90H258V86H260L259 87V89H260V91L261 92H264V70H262V69H264V0H117V1H115L114 2V0H113V2H112V0H110V4L112 3L113 4V7H112V15L111 14H108V12H107V10H105L104 8L102 9V11L101 12H103V10L104 11H106V12H103V14H101L100 13V7H106V5H105V3H107L106 1H104V2H102V0H91V1H88L89 2V5L92 7L93 6V8L95 9V8H97V9H95V11H93V14L91 13V15H90V11H89V7H87L86 8V5H84V4H87V1L86 0H83L82 2L84 3V1H86L84 4H80L79 2H80V0H75L76 2H78V3H76V2H74V3H76L75 4V7H77L78 8V6H79V8H81L82 7V5H84V10H85V14H84V12L82 13V17L84 18V20L82 19V17L80 18L79 16H81V10H79L78 9V11H79V16H78V11L77 10H75V8L73 7L72 8V5L70 4V2L72 1H70V2H68L69 4H70V6H69V4H68V6L66 5V0H65V4L63 3L64 2V0H58V1H60V2H56L57 0H54V1H52V0H50V3H52V2H54V7H52V9L50 8L51 6H53V3H52V5L48 2V0H41ZM68 1V0H67ZM16 2H18V5L19 6H17L18 8H16ZM43 2H46L45 4H43ZM47 2H48V5H47ZM103 4H102V3ZM7 3H9L8 5H11L12 6V8L14 9V7L16 8V9H14L15 10V12L13 13L12 12V15L14 16L13 18H12V16L10 17L9 15H7V11H6V9H4L6 6H8L7 5ZM20 3H22V4H20ZM55 3L57 4V3H60V6H62L63 4L65 5H63L62 7H61V9L58 7V5H55ZM109 3H107V4H109ZM26 5L27 6V4H28V7H23V13L21 14L20 12V10L22 9V8H20V5ZM29 4H30V6H29ZM72 4H73V2H72ZM99 4V5H98ZM115 4V5H114ZM4 5H6L5 7H4ZM32 5V6H31ZM39 5V6H38ZM41 5V6H40ZM51 5V6H50ZM78 5V6H77ZM98 5V6H97ZM11 6H10V8H11ZM38 6V7H37ZM46 6H48V7H46ZM88 6V5H87ZM112 6V5H111ZM4 7V8H3ZM39 7H44V9L42 8H40L39 10L40 11H42V10H44V11H47V12H44V11H42V12H39L38 11V8ZM46 7V8H45ZM56 7H58L57 9H56ZM90 7V9H93V8H91ZM115 7V8H114ZM19 8H20V10H19ZM67 8V9H66ZM76 8V9H77ZM9 9V8H8ZM7 9V10H8ZM13 9H11V11H13ZM27 10V11H25V10ZM37 9V10H36ZM53 9H54V12H53ZM56 9V10H55ZM60 9V10H59ZM70 11H69V10ZM93 9V10H94ZM107 9V8H106ZM113 9H115V10H113ZM16 10H17V12H16ZM18 10H19V12H18ZM32 10H36L37 11V13L39 12L40 14H42L43 13V15L44 14H47V13H49V17L50 16H53V18L55 19V18H57L59 21H61V19H59V16L60 15H62V14H60V13H63V19H62V21H64L65 22V18L67 17V14L69 13L70 15L71 14H73L74 15V17H75V21L74 20H72V19H74L73 17H71L70 15H68V18H67V20L69 19L71 22L70 23H68V21H66L64 24L62 23V21H61V24L63 25H60V23H59V21L57 20V19H55L54 21L56 22V21H58V22H53V18L51 19V17L49 18L48 17V15H46L49 19H47V17H45V16H43V15H41L40 17H38V19H37V16H39V15H37V13H36V11H34L35 13H36V17H34L33 16V11ZM52 10V11H51ZM58 10V11H57ZM62 10V11H61ZM64 10H68V11H66L67 12V14H65L64 15ZM75 10V11H74ZM83 10V9H82ZM98 10V11H97ZM9 11H10V9H9ZM31 11V12H30ZM49 11V12H48ZM76 11H77V13H76ZM92 11V10H91ZM25 12H27L26 14H25ZM57 12V13H56ZM59 12V13H58ZM94 12L96 13V16H95V14H94ZM16 13H18V14H21L22 15V17H20L18 14H17V16H18V18L15 20L14 18L15 17H17L16 16ZM38 13V14H39ZM52 13V14H51ZM56 13V14H55ZM104 13H105V15H104ZM32 14V15H31ZM51 14V15H50ZM53 14H55V15H53ZM84 14V15H83ZM99 14H101L102 16H104V17H102L101 15H99ZM10 15H11V13H10ZM23 15H24V17L26 18H24L25 20V22H26V27L27 28H25V26L23 27L22 26V24L23 25H25V22H23ZM26 15V16H25ZM57 15V16H56ZM59 15V16H58ZM72 15V16H73ZM107 15H110V18H109V16H107ZM155 15V17H153ZM194 15V16H193ZM195 15H196V17H195ZM202 15V16H201ZM204 15V16H203ZM219 15V16H218ZM56 16V17H55ZM66 16V17H65ZM78 16V17H77ZM90 16H92V17H90ZM98 16H99V18H98ZM221 16V17H220ZM2 17H0V18H2ZM45 17V18H44ZM95 17V18H94ZM100 17H101V19H100ZM192 17H194V18H192ZM197 17H199V18H197ZM204 17H206L204 20L203 19H201V18H204ZM216 17H218V18H216ZM223 17V18H222ZM7 18V19H6ZM21 18H22V21L20 22L19 20H21ZM30 20H29V19ZM36 18V19H35ZM44 20H43V19ZM78 18V19H77ZM79 18L80 19H82L81 21H84V23H83V25H80V24H82V22H79ZM106 18H109L110 20H108V19H106ZM199 19V20H197V19ZM3 19H1L0 20V22H2L3 23ZM35 19V20H34ZM52 20V23L50 22H48L49 20ZM102 19H103V21L105 22L106 21V24L105 23H97L99 20H101L102 21ZM195 19V20H194ZM37 20V21H36ZM43 20V21H42ZM78 20V21H77ZM86 20V21H85ZM152 20V21H151ZM202 20V21H201ZM7 21H5L6 22V24H5V22H4V24L3 25H7ZM31 21H33V23L31 22ZM45 21H47V22H45ZM75 23V22H77V25L76 26H79L80 27V29L78 28V27H76L75 25L73 26L74 27V29H70L71 27H72V25L74 24L73 22ZM100 21V22H101ZM36 22V23H35ZM39 22V23H38ZM40 22H42V24L43 25H45V23H46V27L45 26H42L41 25V27L39 26L40 25ZM13 23V24H14ZM22 23V24H21ZM30 23V24H29ZM37 23L39 24V25H37ZM72 23V25H71V27L70 28H68L69 26L67 25V24H71ZM10 24V25H9ZM21 24V25H20ZM33 24V25H32ZM30 25V26H29ZM49 25H52V26H49ZM58 27V28H60L61 26H62V28H60V31H59V29H57L58 31H56V29L55 28H57L56 26ZM64 25L66 26V27H64ZM29 26V27H28ZM31 26H35V28H37V29H34V28H31ZM5 26H3L2 27V24H1V27L0 28H2V29H4V28H6ZM11 27V26H10ZM47 27H48V29H49V27L50 28H53L55 31H53V30H51V29H49L50 31H51V33H53V34H51L50 33V31H48V29H47ZM67 28V29H65L64 31H63V29L64 28ZM75 27L76 28H78V29H75ZM107 27V28H106ZM40 28H45V29H43V31L42 30H40ZM31 29V30H30ZM102 29V31H100ZM1 30V29H0ZM34 30H36V31H34ZM41 32H40V31ZM71 31V32H69V31ZM76 30V31H75ZM98 30V31H97ZM126 30H128V31H126ZM38 31H39V38H38V36L37 35H35L36 33H38ZM47 31V32H46ZM53 31V32H52ZM62 31V32H61ZM68 31V32H67ZM74 31V32H73ZM100 31V32H99ZM21 32V33H20ZM17 33H19V34H21V35H18ZM33 33V34H32ZM43 33H50L51 34V36H53L54 34H56V35H59L60 34V36L57 38L55 35H54V38L53 37H51V36H48L49 34H47V35H45V36H47V37H45L44 35H43ZM99 33H101V34H99ZM3 34V35H2ZM61 34H62V36H61ZM98 34V35H97ZM104 34V35H103ZM17 35H18V37H17ZM30 35H32V36H30ZM41 35V36H40ZM42 35H43V37H42ZM64 35V36H63ZM80 35H83V36H81L80 37ZM102 35V36H101ZM127 35V36H126ZM10 36V37H9ZM20 36V37H19ZM21 36H23V37H21ZM37 36V37H36ZM10 39V40H8V38ZM31 37V38H30ZM80 37V38H79ZM83 37V38H82ZM92 37V39L91 40H89L90 38ZM94 37V38H93ZM99 37V38H100ZM122 37V38H121ZM17 38H22V39H20V41H18L17 42ZM37 38V39H36ZM42 38V39H41ZM57 38V39H56ZM18 39V40H19ZM23 39H26V41H24ZM40 39V40H39ZM56 39V40H55ZM119 39V40H118ZM125 39V40H124ZM14 42V43H16V44H14L12 41ZM37 40H39V42H37ZM46 40H48V41H46ZM118 40V41H117ZM21 41H23V42H26V43H21ZM234 42L233 44H234V46L235 47H233V50L234 51H232V47H231V45H233V44H231V43H229V42ZM8 43V42H11V44H13V45H15V46H13V45H10L9 43V47H11V50H12V52H10L9 50V48H7L8 47V45H5L4 43ZM19 42H20V44H19ZM41 42V44H39ZM84 44H83V43ZM121 42L123 43V45H121V47H119L120 45L118 44V43H120L121 44ZM90 43V44H89ZM235 43H237V44H235ZM22 44V45H21ZM27 44V45H26ZM18 45H20V48H18L19 46ZM38 45V46H37ZM91 45V46H90ZM119 45V46H118ZM230 45V46H229ZM7 46V47H6ZM12 46H13V48H12ZM22 46V47H21ZM26 46V47H25ZM36 46V47H35ZM40 46H44L43 48H39ZM229 46V47H228ZM25 47V48H24ZM237 47L239 48V49H242L243 50V53L245 52V55L242 53V51L241 50H239V49H237ZM18 48V49H17ZM115 48H116V50H117V48H119L117 51L115 50ZM204 48H207V49H204ZM225 48H227V49H225ZM230 48V49H229ZM2 49H4L5 51H7V52H5V51H3ZM15 49H17V50H15ZM52 49V50H51ZM85 49V50H86ZM121 49V50H120ZM124 49V50H123ZM131 49L133 50V51H135V53H138V54H133L132 52L133 51H131ZM202 50L203 51V49L205 50L204 52H205V54L207 55V56H209V57H211L210 56V52H212V54H213V52H214V54H216L215 56L214 55H212V58H214V57H217V59H219L218 61L217 60H215V58L214 59H209V57H207L205 54H204V52H202V51H200V50ZM213 50V51H210V50ZM219 49V51H217ZM14 50V51H13ZM31 52H30V51ZM114 50L116 51V52H114ZM194 50V51H193ZM198 50V51H197ZM226 50V51H225ZM230 50V51H229ZM236 50L238 51V55L237 54H234L235 52H236ZM4 53H3V52ZM9 51V52H8ZM118 51H119V53H118ZM120 51H121V53H120ZM139 51V52H138ZM189 51V52H188ZM208 51H210V52H208V54H207V52ZM222 51L224 52L225 51V53L223 54L222 53ZM229 51V52H228ZM240 51V52H239ZM116 54V55H113L114 53ZM228 52V53H227ZM66 53H68V54H66ZM140 53V54H139ZM186 53H189L188 55H189V59H188V55L186 54ZM203 53V54H202ZM210 53V54H209ZM227 53V54H226ZM237 53V52H236ZM249 53H251V54H254L253 56H255L256 58H258L259 56L257 55V53L259 54V55H261L262 57L261 58H259V61L255 58V57H253L254 59H255V61L257 60L259 63H257V64H260V61H262L261 62V64L259 65V66H257L256 67V65H255V67L258 69V71L260 70V72H257V69L255 68V71H253V74L255 73V74H257V77H255L254 76V78H251L250 76H248V73L250 72V71H252V69L250 70L249 68H248V66L249 67H251L252 68V66H254V65H248L247 67L245 66V67H243V64H242V61H244V59H246L247 57H252V55L251 54H249ZM260 53H262V54H260ZM65 54V55H64ZM70 54H72V57H71V55ZM83 54V55H84ZM194 54V55H193ZM200 56H199V55ZM226 54V55H225ZM229 54H230V56H229ZM232 54V55H231ZM234 54V55H233ZM242 56H241V55ZM258 56H256V55ZM51 55V56H50ZM70 55V56H69ZM82 55V56H83ZM118 55V57H116ZM184 55H186V56H184ZM192 55V56H191ZM196 55V56H195ZM225 55V56H224ZM240 55V56H239ZM246 55H250V56H247L246 57ZM127 57L126 59L124 58H122V57ZM132 56H133V58H132ZM195 56V57H194ZM48 57L50 58V59H48ZM70 57V58H69ZM121 57V58H120ZM131 57V58H130ZM183 57V58H182ZM186 57V58H185ZM219 57V58H218ZM228 57H230V58H228ZM54 58H55V60H59L60 62H59V64H57V63H55L54 61ZM72 58V59H71ZM128 58H130V59H128ZM191 58V59H190ZM227 58H228V63L227 64H231V66L229 67V66H225L226 68H223L222 66H221V64L222 65H224V63H226L225 61H227ZM232 58H235V59H232ZM124 61H123V60ZM127 59H128V61H127ZM248 59V58H247ZM252 59V58H251ZM254 59H252V60H254ZM48 60H49V62L51 61V60H53L52 62H51V64L50 63H48L47 64V62H48ZM66 60V61H65ZM138 62H136V61ZM229 60H230V62H229ZM248 60H250V58L248 59ZM248 60H246L247 61V63H245V64H249L248 63ZM16 61V62H15ZM115 61V60H114ZM117 61H115V63H118ZM131 61V62H130ZM135 61V62H134ZM169 62V64L167 63V62ZM220 61H222V62H224V63H220ZM239 61H240V63H241V65H238V67L236 66L238 63H239ZM251 61V60H250ZM249 61V62H250ZM255 61H252V63H255ZM65 62V63H64ZM146 62V63H145ZM155 62H157V63H155ZM160 62V63H159ZM192 62H194V63H192ZM215 62V63H214ZM219 64H218V63ZM45 63L47 64V66H49L50 65V67L52 66L53 68L50 70V69H48L47 67V70H48V72L47 73H50V74H48V76H47V73L45 72V71H47L46 69H45ZM135 63H137L136 65H135ZM141 63V64H140ZM148 63H150V64H148ZM202 63H203V65H202ZM212 63H214L215 65H213ZM239 63V64H240ZM251 63V62H250ZM251 63V64H252ZM55 64L57 67H55L56 68V70H59V71H56V70H53V69H55L54 68V66L53 65ZM61 64V65H60ZM119 64H121V63H119ZM133 64V65H132ZM175 64V65H174ZM186 64V65H185ZM190 64H192V65H190ZM194 64V65H193ZM199 64V65H198ZM218 64V66H216ZM226 64V65H227ZM232 64H236L235 65V67H234V65H232ZM67 65H69V66H67ZM135 65V66H134ZM149 66L150 67V69L151 70H153V71H151V70H149V67H146V66ZM172 65V66H171ZM173 65H174V67H173ZM178 65V66H177ZM180 65V66H179ZM200 65H202L203 67H204V65H205V68H206V66H207V69H205V68H201L200 67ZM210 65V66H209ZM64 66H67V68L66 67H64ZM130 66V67H131ZM154 66H155V68H154ZM158 66V67H157ZM189 66V67H188ZM198 66V67H197ZM215 66H216V72L214 71V69H215ZM262 66V68H260ZM63 67H64V69H63ZM71 67V66H70ZM161 67V68H160ZM169 67V68H168ZM171 67H173V68H171ZM175 67H176V69H175ZM222 67V70H224V72L220 69ZM37 68V69H36ZM41 68V69H40ZM143 68H141V69H143ZM157 68H159V69H157ZM183 68V69H182ZM189 68V69H188ZM200 68H201V70H200ZM219 68V69H218ZM232 68H233V70H232ZM236 68V69H235ZM246 68V69H245ZM247 68H248V70H250L249 72H246L247 71ZM77 69H78V67H77ZM156 69H157V71H156ZM162 69V70H161ZM173 69V70H172ZM178 69H180L179 71H178ZM182 69V70H181ZM194 69V70H193ZM227 69H229V70H227ZM254 69V68H253ZM16 70H19V71H17L16 73H18L19 75H17L16 73H15V71ZM54 71V74H53V71ZM144 70V71H145ZM177 72V73H175L174 74V72L175 71ZM211 70H213V71H211ZM219 70H221V71H219ZM242 70H243V72H242ZM7 71H8V73L10 74V77H13L14 75L13 74H16L13 78H10L9 79V74H6L7 73ZM14 71V72H13ZM20 71H22L24 74H22ZM27 71V75H26V72ZM51 71V72H50ZM55 71H56V73H55ZM67 71V72H66ZM142 71V70H141ZM185 72V74L187 75L186 77H185V74H183L184 72ZM200 71H202V73L199 72ZM209 71V72H208ZM220 73H222L223 72V74H220ZM227 71V72H226ZM239 71L240 72V74H238L237 72ZM28 72L30 73V74H28ZM57 72H59V73H57ZM63 72V73H62ZM64 72H66V73H64ZM149 72H150V74H152V75H150L151 76V78L149 79ZM155 72H157V73H155ZM163 72V73H162ZM197 72V73H196ZM210 72H212V73H210ZM5 73V74H4ZM13 73V74H12ZM46 73V74H45ZM161 73V74H160ZM178 73H180V74H178ZM206 73V74H205ZM229 73H231V74H229ZM236 73V74H235ZM263 75H262V74ZM12 74V75H11ZM59 74V77L57 76ZM60 74L62 75L61 76V78H60ZM158 75V76H154V77H152L153 75ZM161 76H160V75ZM162 74H165V77H164V75H162ZM169 74V75H168ZM198 76H200V79H199V76L197 77L196 75ZM210 74V75H209ZM238 74V75H237ZM250 74H252V72H250ZM249 74V75H250ZM253 74L251 75V76H253ZM259 74H260V76H259ZM6 75V76H5ZM24 75V76H23ZM44 75V76H43ZM50 75H55V77L58 79H56L54 76H50ZM66 75V76H65ZM166 75H168V76H166ZM183 75H184V77H183ZM191 75V76H190ZM193 75H195L194 77H193ZM244 75H245V77H244ZM7 76H8V78H7ZM18 76V77H17ZM20 76H22L23 78H21ZM31 77V80H29L30 78H27V77ZM33 76V77H32ZM34 76H36L35 78H34ZM49 77V78H47V77ZM190 78H189V77ZM223 76H224V78H223ZM247 76L249 77V78H247ZM43 77V79H45V78H47V82H46V80H45V82H44V80L43 79H41ZM55 79H54V78ZM65 79H64V78ZM156 77V79H158V80H155V81H157V82H159L160 84H161V82L160 81H162V83L164 82V79H165V81H166V79L168 78V80L169 81H166V82H164L160 87H159V84H157V83H155V81L154 80H152V78H155ZM235 77V78H234ZM239 77V79H237L236 80V78H238ZM7 78V79H6ZM14 78H17V79H14ZM19 78H20V80H19ZM25 78V79H24ZM36 79L35 81H33V79ZM63 78V79H62ZM69 78H70V74H69ZM160 78V79H159ZM164 78V79H163ZM186 78V79H185ZM187 78H188V82H187ZM209 80V82H205V81H203V79L204 80ZM247 78V79H246ZM22 79H24L23 81H21ZM26 79H28V80H26ZM51 79H53V80H51ZM59 79H61V80H59ZM161 79H163V80H161ZM185 79V80H184ZM194 79V80H193ZM3 80V81H2ZM15 80H17V81H15ZM51 80V82L53 81V83H54V85H51L52 83L51 82H49ZM57 82H56V81ZM67 80V81H66ZM172 80H174L173 81V83H171L172 82ZM190 80V81H189ZM198 80V82H196ZM230 81V82H227V81ZM233 82H232V81ZM239 80V81H238ZM242 80V81H241ZM7 81V82H6ZM21 82V84H20V82ZM25 81V82H24ZM33 82V85L32 84H27L28 82L29 83H32ZM40 81H41V84H42V81H43V85H48V87H47V85L46 86H44L43 87V85H41V84H39L40 83ZM65 81V82H64ZM72 81V82H71ZM75 81H74V83H75ZM185 81V82H184ZM194 81L196 82V84L197 85H195L194 84V86L196 87V92H195V88H194V86H193V83H194ZM238 81V82H237ZM263 82V87H262V84L260 83H257V82ZM15 82V83H14ZM38 82V83H37ZM66 82H71V83H69V84H71L74 88H72L71 86V88H69V91L67 90V88L69 87V86H67V85H69V84H67ZM150 82V83H151ZM190 82H192V85H191V83ZM217 82L218 84L216 85L215 83ZM227 82V83H226ZM3 83H5V85H1V84H3ZM19 83V84H18ZM24 83H25V85H24ZM46 83V84H45ZM73 83V84H74ZM78 83V84H77ZM170 83H171V85H170ZM248 83V88L250 89V91H252V92H255V90H254V87H251L250 85L251 84H249ZM14 84V85H13ZM27 84V85H26ZM37 84L39 85V86H37ZM51 86H50V85ZM58 84V85H57ZM65 84H67V85H65ZM151 84V85H152ZM181 84V85H180ZM187 84V85H186ZM204 84V85H203ZM221 84H224V83H221ZM259 84V85H258ZM7 85V86H6ZM10 85V86H9ZM17 85V86H16ZM29 85H31V87L29 86ZM40 85L42 86V88L41 89H39L40 91L41 90H43L44 88L46 89V87L47 88H49L50 89V91H51V88L54 86H56V91L57 92H55L54 93V88H52V92H53V95L55 94L56 96H57V98H58V100H61L62 101V105L60 106V104H61V101H57V100H55V99H53V97H55V95L54 96H52V95H48L49 97L50 96H52V99H51V97L49 98L51 101H55L54 102V104L56 103L57 105H55V106H53L54 104H53V102L51 103V102H46L45 103V101L43 100V98H42V96H38L39 94H41L42 92V94H44V91H46V92H49L47 89L46 90H43L42 92H40L39 91V93H38V95H36V91L38 90L37 88H40ZM65 85V86H64ZM150 84L148 85V86H151ZM186 85V86H185ZM188 85H190L191 86V88H190V86H188ZM217 87H219L218 89L219 90H217V91H222L221 93H222V95H220L221 93H218L220 96L218 97V94H217V91L216 90H212V87L213 88H215L216 86ZM235 85V86H236ZM258 85V86H257ZM19 86H21V87H19ZM27 86H29V87H27ZM64 87V89L62 90V88ZM67 86V87H66ZM154 86H152V87H154ZM181 86V88L182 87H184V88H182V89H180L179 87ZM187 86L189 87L188 88V90H187ZM198 86L201 88H198ZM204 86V87H203ZM209 87L210 89H211V91L212 92H214V93H216L215 95H217V97L216 98H220L221 96H223V97H221L220 98V100L219 99H217L219 102V104L217 103L216 105H217V107H219L220 108V106L222 105V109H219L217 112L215 111V109L217 110V108H215L216 106H215V104H214V106H212L213 104L211 103V101H210V98H212V101H214V102H217V100L214 98L215 97V95H213L214 93H210L211 91H209L208 89V94H209V102L207 103L206 102V100L208 101V99H206V100H203L204 99V97H208L207 95V90H206V87ZM228 86H230V85H228ZM5 87V88H4ZM9 87V88H8ZM11 87H13V88H11ZM51 87V88H50ZM60 87H62V88H60ZM65 87H66V89H65ZM76 87V88H77ZM193 87V88H192ZM217 87L215 88V89H217ZM8 88V89H7ZM16 88V89H15ZM154 88H156V87H154ZM197 88L198 89H200L199 90V92L200 91H202V93H203V90L204 91H206V94H205V92L203 93L204 94V97H202L201 95H202V93L200 92V96L198 97V98H203L202 100L201 99H199L198 100V102H199V104L202 102V101H204V102H202L201 103V105H199L198 103H197V101L195 102V100L193 99L195 96H198L199 94V92L197 91ZM252 88V89H251ZM263 88V89H262ZM30 89V90H29ZM35 89H37L36 91H35ZM193 90L194 89V92L196 93V94H198V95H193L194 94V92H192V93H190V90ZM3 90H5V91H3ZM23 90V91H22ZM66 90H67V92H66ZM183 90V91H182ZM2 91H3V93H2ZM14 91V92H13ZM32 91V92H31ZM61 91V92H60ZM180 91H182V92H180ZM189 92V94H188V92ZM227 91H228V93H227ZM230 91V92H229ZM259 91V90H258ZM16 92V93H15ZM31 92V93H30ZM33 92H35V93H33ZM38 92V91H37ZM52 92H51V94H52ZM58 92H60V93H69V94H67L66 96H65V94L63 95V96H65L66 98H64L63 96V98H61V96L58 94H56V93H58ZM173 92V93H172ZM198 92V93H197ZM11 93H12V95H11ZM18 93V94H17ZM26 93V94H25ZM29 93H30V95H29ZM33 93V94H32ZM170 95H169V94ZM175 93V94H174ZM180 93V94H179ZM182 93H183V95H182ZM3 94V95H2ZM27 94H28V96H27ZM61 94V95H62ZM161 94H163V96L161 95ZM167 94V95H166ZM191 94H192V96H193V98L191 99L190 97H192L191 96ZM33 95V96H32ZM34 95H36L37 97H39V99H40V101H39V99L36 97V96H34ZM174 95H176L175 97H172V96H174ZM206 95V96H205ZM19 96V97H18ZM21 96H23V98L21 99L20 97ZM25 96H27V97H25ZM30 96V97H29ZM45 96H46V94H45ZM45 96H43V97H45ZM59 96H60V98L61 99H59ZM68 96V97H67ZM70 96V97H69ZM167 98H166V97ZM184 96V97H183ZM187 96V97H186ZM171 97H172V99H171ZM177 97V102H176V100H175V98ZM227 97V96H226ZM225 97V98H226ZM228 97V98H229ZM233 97V96H232ZM231 97V98H232ZM17 100H16V99ZM30 98V100L31 99H33V101L31 100V102H33V103H30L29 101L30 100H28V99ZM46 98V97H45ZM160 98V99H161ZM188 98L190 99V100H188ZM197 97H195V99L197 100L198 99ZM11 99H13V100H11ZM19 99V100H18ZM73 99V98H72ZM76 99V98H75ZM165 99H168V100H165ZM214 99V100H213ZM10 102H8V101ZM27 100H28V103H27ZM35 100H36V102H38L39 101V103L40 104H44L43 105V107H42V105L40 106V104H38L40 107H39V109H41V110H44V111H47V112H44L43 111V115H45V117H46V120H47V122H43L41 119H40V113L42 114V112L39 110V109H37L38 108V105L35 103ZM74 100V99H73ZM201 100V101H200ZM231 101L230 102H232V100H233V102H234V99L232 98V99H230ZM44 101V102H43ZM166 101H169V102H167L166 103ZM178 101H180L181 102V104H179L180 105V107H181V105H182V109H184V113H183V110H180V108H179V106H176V104L178 103ZM224 101V102H223ZM16 102H17V105H16ZM21 102V103H20ZM58 102V103H57ZM65 102H67L68 104V106L66 105V104H64ZM74 102H75V104H74ZM74 102L72 101L71 103V105H73L74 107H72L71 106V108H74V110H71L70 109V111H75L76 112V110H78L79 108H77L78 106H79V102L80 101H78V102H76V100H74ZM176 104H175V103ZM185 102V104L187 103V107H184V106H186V105H184L183 103ZM222 102H223V104H225V105H223L222 104ZM226 102V103H225ZM246 102V101H245ZM7 103H8V105H9V107H8V105H7ZM23 103V104H22ZM49 105H48V104ZM76 103H77V106H76ZM196 103V104H195ZM235 103V102H234ZM253 103H251L252 105H254ZM5 106H4V105ZM19 104V105H18ZM22 104V105H21ZM27 104H29V106L27 105ZM34 106V107H36V105H37V108H34L32 105ZM45 104H46V106H45ZM52 104V105H51ZM161 104V105H162ZM167 104H169V105H167ZM193 104V105H192ZM206 104V105H205ZM210 104H212V105H210ZM221 104V105H220ZM3 105V106H2ZM13 107H12V106ZM24 105V106H23ZM31 105V106H30ZM59 105V106H58ZM65 105H66V109H62V108H65ZM174 107V110H172L173 108H172V106ZM178 105V104H177ZM202 105H203V109H201V111H203V113L205 114V115H207L206 117H205V115H203V114H201V118L203 119V117L202 116H204L205 118H207V121H208V119L209 120H211L210 119V117L212 116L213 117V119H218L217 117L219 116V118L221 119V122L219 121V119L218 120H216V123L218 124V129H220V131L218 132L217 130L216 131H213L214 133H211V131H210V127H212V123L210 122V123H207V124H209V125H207L208 127H206V119L204 120V122H205V124H202L201 122H203L202 121V119H200V116L199 117H197V116H195V115H197V114H195L194 116L192 115L193 114V112L195 111L196 113H198V111L199 112H201L200 110H199V108H201L202 107ZM210 105V106H209ZM256 105L258 106V107H256ZM7 106V107H6ZM17 106H18V108H17ZM45 106V107H44ZM51 106V107H50ZM188 106H191V107H188ZM197 106V108H194V111H193V107H196ZM201 106V107H200ZM212 109V107H214L212 110L214 111H212L209 107ZM250 106V107H249ZM5 107H6V109H5ZM14 107H15V109H14ZM48 107V108H47ZM58 107V108H57ZM60 107V108H59ZM77 109H76V108ZM170 107H171V110H170ZM209 109V111H208V109ZM232 107H233V104H232ZM3 108V109H2ZM16 108L18 109V110H16ZM21 108V109H20ZM23 108L24 109H27V113L26 114H24L25 113V111L23 110ZM32 108V109H31ZM55 108V109H54ZM57 108V109H56ZM188 108V110L191 108V110L193 111V112H190V114H189V111H185V109H187ZM224 108H227L228 110L227 111H229V110H231V111H235V113H237V115H235V113H230V114H232V116L233 117H238L239 119H240V117L239 116H241L242 118H244L245 119V115L247 114H249V119H250V123L251 124H255V125H253L254 126V129L253 130H249V129H251L250 127V125L251 124H249V121H246V119H245V121L243 122V124L241 125L242 127L243 126H245L246 125V123H247V126L249 127V129L245 126V128L243 127H241V126H239V125H237V123L236 122H239L237 119H236V122H234V120H233V117L231 116V119H228V116H230V115H226V117L224 116L225 115V113L227 112ZM14 109V110H13ZM31 109V110H30ZM33 109H34V111L36 112H34L33 111ZM51 109V110H50ZM161 109L159 110L160 112H161ZM178 109L180 110V112L181 113H183L184 115H186L183 119L181 118V119H178V118H180V117H182V114H181V116H178V115H180L179 114V111H178ZM196 109H198V111L196 110ZM238 109H243V111H241V110H238ZM3 110V111H2ZM8 110V111H7ZM9 110H12V111H10V113H13V118H17L18 120H19V118H20V122L17 120V119H14V120H10L11 118H12V116H10L11 114H9ZM22 110V111H21ZM49 110L51 111V112H53V110L55 111L56 110V112H57V114L59 115L58 116V118L57 117H54L55 116V112H54V114L52 113V117L54 118H51V116H48L50 113H48L49 112ZM170 110V111H169ZM210 110H211V112H210ZM221 110H225L224 112L225 113H223L222 115H221V113L223 112V111H221ZM237 110L239 111V112H237ZM258 110H260V109H257V113L258 112H260V111H258ZM4 111H6L7 113H4ZM19 111V112H18ZM24 111V112H23ZM33 113V116H32V113ZM221 111V112H220ZM240 111L241 112H243V113H245V114H241L240 113ZM251 111V112H250ZM21 112H23V113H21ZM73 112H71V113H73ZM175 112H177V113H175ZM194 112V113H195ZM218 112H220V114H218ZM256 112V111H255ZM264 112V111H263ZM261 113L262 115H264V113ZM22 115H21V114ZM46 113H48V115H46ZM163 113H159L161 116H163ZM171 113V114H170ZM187 113V114H186ZM192 113V114H191ZM202 113V112H201ZM208 113V114H207ZM257 113H256V115H257ZM20 114V115H19ZM28 114V115H27ZM30 114H31V116H30ZM35 114H38V115H35ZM62 114V115H61ZM188 114H189V116L191 117H188ZM227 114H228V112H227ZM239 114V115H238ZM3 115H6V116H4V118H3ZM16 115V116H15ZM171 115H173L172 117H171ZM175 115V116H174ZM183 115V116H184ZM200 115V114H199ZM216 115H218L217 117H214V116H216ZM244 115V116H243ZM246 115V116H247ZM15 116V117H14ZM24 116V117H23ZM57 116V115H56ZM164 116V117H165ZM209 116V117H208ZM224 116V117H223ZM259 116H261V115H259V113H258V116H257V120H258V117ZM23 117V118H22ZM160 116L158 115V118H159ZM177 117V120L175 119V118ZM193 117H195V118H193ZM196 117H197V119H196ZM3 118V119H2ZM10 118V119H9ZM12 118V119H13ZM21 118H22V120H21ZM59 119V120H57V119ZM62 118V119H61ZM166 118V117H165ZM174 118V119H173ZM230 118V117H229ZM246 118H248V117H246ZM262 118H263V121H262ZM25 119V121H29V122H27L28 123V126H29V124H32L30 127H28L29 129L32 127V130L34 129V127L33 126H35L36 128H38V129H36V130H40V128H39V126H38V124L37 123H35L34 121H32V119L30 118H28L29 120H26ZM159 119H161V117L159 118ZM171 119H173V122L174 123H172L171 124ZM192 119H193V121H192ZM195 119V120H194ZM199 119L201 120V122L199 121ZM228 119V120H227ZM235 119V118H234ZM260 119H261V123H259L258 125H262L263 123H264V117L263 116H261V117H259V121H260ZM6 120H7V122H6ZM9 120L10 121H14V123H15V120H16V125L15 126H13L14 124H12L11 122H10V125L8 124V125H6L7 123H9ZM45 120V119H44ZM45 120V121H46ZM48 120H51V121H49L48 122ZM58 122H57V121ZM179 120H181V121H179ZM187 120V122L185 123V126H184V122ZM243 120V119H242ZM242 120H241V122L240 123H242ZM248 120V119H247ZM251 120L253 121V122H251ZM5 121V122H4ZM162 121H163V118H162ZM165 121V122H166ZM190 123H189V122ZM192 121V122H191ZM220 123H222V122H224V123H222V125L221 124H219V122ZM233 122V123H231V125H229V122ZM17 122H19L20 124H17ZM32 122V123H31ZM42 122L44 123V124H42ZM61 123V125H62V127H64V128H57L59 131V133H57V131L56 132H53L52 130L54 129V131H55V129H56V126H59V124H56V123ZM180 122H182V123H180ZM209 122V121H208ZM246 122V123H245ZM255 122V123H254ZM22 123H23V125H22ZM188 123L190 124V127H189V125H188ZM194 123V122H193ZM198 123V124H197ZM56 124V125H55ZM65 124V123H64ZM187 124V125H186ZM202 124V125H201ZM226 124H228L229 125V127L226 125ZM235 124V125H234ZM239 124V123H238ZM27 125V124H26ZM37 125V126H36ZM260 125V126H261ZM7 126H10V130L8 129V131L7 132H10V131H13L14 129L13 128H15L16 130L14 131V132H16V133H13V132H10L11 134L10 135H12V136H10L9 134H7V132H3V129H4V127H6L5 129H4V131H6L7 130ZM13 126V127H12ZM54 126V127H53ZM178 126V127H177ZM206 127V128H209V133H208V129L206 130V128H204V127ZM231 126V127H230ZM233 126L234 127H236V129L238 130H236L235 128L233 129ZM263 127H264V125H262ZM261 126V128L259 127V129L261 130V129H263V127ZM11 127H12V129H11ZM41 127V128H42ZM46 127V128H45ZM52 127H53V129H52ZM187 127H189V129H186ZM19 128V130H17ZM25 128H27V127H25ZM240 128H242V129H244L243 131H244V133H243V131H241V129ZM253 128V127H252ZM34 129V130H35ZM56 129V130H57ZM61 129H63V130H61ZM184 129H186L185 131H184ZM229 129V130H228ZM240 129V130H239ZM23 130H24V128H23ZM22 130V131H23ZM27 130L28 129H26L25 131H23V132H21V136H23V139L25 138H27L26 140H29L28 139V137H26V136H28L27 134H28V132H27ZM31 129H30V132L32 131ZM33 130V131H34ZM47 130V131H46ZM206 130V131H205ZM213 130V129H212ZM222 130V131H221ZM234 132V133H232L231 134V132L232 131ZM249 132H248V131ZM2 131V132H1ZM46 131V132H45ZM170 131V132H169ZM191 131V130H190ZM195 130H193V132H194ZM201 131V132H202ZM253 131V132H252ZM263 131V130H262ZM258 132V135H259V137H261L260 136V134L261 135H263L264 134V132ZM53 132V133H52ZM167 132V133H166ZM185 132H187L186 134H185ZM192 132V137H195V136H193V134L195 133L196 134V132H194L193 133ZM242 132V133H241ZM248 133L247 135H245L246 133ZM7 134V135H9V136H5V134ZM25 133H27V134H25ZM56 133V134H55ZM171 133V134H170ZM240 133V134H239ZM17 136V137H15V135ZM20 134V133H19ZM45 134H47V135H45ZM52 134H55V136H57L56 138L54 137V135H52ZM215 134V136H213ZM218 136H217V135ZM244 134V135H243ZM253 134V136L255 137V138H258V136H256L257 134H255L254 135ZM52 135V136H51ZM178 137H176V136ZM185 135V136H184ZM204 135V136H203ZM208 136V137H206V139H205V136ZM231 135V136H230ZM238 137H237V136ZM5 136V137H4ZM20 136V135H19ZM20 136V137H21ZM25 136V137H24ZM29 136H31V133H30V135ZM34 136L32 137V138H34ZM62 136V135H61ZM163 136H161V137H163ZM252 136V138H254ZM264 136V135H263ZM263 136H262V138H263ZM7 137H9L10 138V141H12L13 139V141H17V142H13L12 141V143L11 142H9V138H7ZM31 137H29V138H31ZM47 137H49L50 138V140L49 139H47ZM176 137V138H175ZM189 137H191V135L189 136ZM191 137V138H192ZM211 137H210V139H211ZM224 137L223 138H221V139H224ZM231 137V138H232ZM239 137H240V139H239ZM11 138H13V139H11ZM22 138V137H21ZM243 138H245L246 139V141L247 142H245V139H243ZM262 138H260V141H262ZM35 139V138H34ZM34 139H30V140H32V141H34ZM164 139V138H163ZM168 139V138H167ZM173 139V138H172ZM237 139V140H236ZM250 139V140H249ZM7 140V141H6ZM26 140H24V142L23 143H25L26 142ZM61 141H59V143L61 144V145H63V142H62V139H60ZM169 140H168V142H169ZM241 140V141H240ZM252 140V141H251ZM264 140V139H263ZM23 141V140H22ZM22 141L19 143V144H21L22 143ZM32 141H28V143L30 142H32ZM188 141V142H187ZM196 142V143H199V142ZM200 141V142H201ZM243 141V143L241 144V142ZM253 142L252 144H251V142ZM256 141V142H255ZM7 142H9V144H12V145H9ZM35 142H36V140H35ZM58 142V141H57ZM55 140H54V144H56L57 143ZM216 142V141H215ZM14 143V144H13ZM29 143V144H30ZM50 143V144H49ZM170 148H171V144H172V146H173V148L175 149V146L176 145H174L173 144V141L171 142V140H170ZM186 143H188V144H186ZM210 143H211V141H210ZM250 143V144H249ZM7 144H8V147L10 146V147H12V146H14L15 144V147H13V149L12 148H10V151H8V148H7ZM26 144V143H25ZM34 142H33V146H34V148L33 147H30V148H33V150L35 149V146H37ZM60 144H58V145H56V146H58V148L60 147L59 145ZM212 144V143H211ZM235 144V145H234ZM238 145H240V147H238ZM247 147H246V146ZM248 145L250 146L249 148H248ZM2 146V147H1ZM3 146H5V147H3ZM27 146V145H26ZM28 146H31V144L30 145H28ZM241 146H243V147H241ZM258 145H256L255 144V146L254 147H257ZM16 147H17V149H19L18 151L20 152V153H22L23 154V156H24V158H22L21 159V156H22V154H21V156H20V154L18 153V152H16L15 150H16ZM24 147V146H23ZM182 147V148H181ZM190 147V146H189ZM245 147V148H244ZM1 148H3V150H1ZM5 148V149H4ZM15 148V149H14ZM37 148V147H36ZM37 148V149H38ZM42 148V149H43ZM57 148V147H56ZM173 148H171V151H172V149ZM180 148V149H179ZM12 149V150H11ZM27 149H29V147H27ZM26 149V150H27ZM34 150V151H39V150ZM43 149V150H44ZM52 149H54L55 150V146H53V148ZM52 149H51V146H49V148L47 149V150H44V153L41 151V152H38V154L39 155H41V153L43 154L41 157H45V155H46V151L48 152V151H50V152H52ZM30 150V151H29ZM28 151H29V153L31 152V151H33L32 149H29ZM179 150H180V152H179ZM174 151V150H173ZM172 151V152H173ZM185 151H187V150H185ZM243 151H242V154H243ZM6 152H8V153H13V154H8V156L7 157H5L7 154H6ZM50 152H48V154L50 153ZM179 152V153H178ZM252 152V153H251ZM17 153H18V155H17ZM53 153V152H52ZM52 153H50L49 154V156L50 155H54V157L56 156L55 154H52ZM186 153V152H185ZM238 154H239V152H237ZM237 153H236V156H237ZM5 154V155H4ZM45 154V155H44ZM172 154V153H171ZM180 154V155H179ZM241 154V153H240ZM241 154V156L243 157L244 156V154L242 155ZM247 154V153H246ZM173 155V154H172ZM174 155H175V152H174ZM173 155V157H175ZM262 155V154H261ZM3 158H2V157ZM9 156H11V157H14V158H12L11 159V157H9ZM18 156V157H17ZM182 156V157H181ZM232 156H234V155H232ZM240 156V155H239ZM248 156V155H247ZM255 155H254V158L256 157ZM40 156H39V158H41ZM52 157V156H51ZM58 157V156H57ZM176 157V158H177ZM238 157V156H237ZM242 157H241V159L240 158H238V160L241 162V164H243L242 163V161L241 160H243L244 161V159H245V156H244V159H242ZM252 157V156H251ZM8 158H10V160H8ZM27 158V157H26ZM186 158V157H185ZM184 157L182 158L183 160H179V162H181V161H184L185 162V159ZM235 159H237L236 157H234ZM248 158H249V156H248ZM15 159H16V161H15ZM19 159V160H18ZM43 159V158H42ZM51 159V160H50ZM202 159V158H201ZM17 160L18 161H22V163L24 164V166H22L21 164H20V166L22 167V169H25V168H23V167H26V170H22L20 167H19V171L17 170V169H15L14 171L12 170V168L9 166V164L12 166V162H13V164L15 165L16 163H17ZM27 160L28 162H29V164L27 165V161L25 162V161ZM49 163L52 165V161L54 162V160H55V163L57 164L58 163V161H59V158H57V159H53V158H49ZM58 160V161H57ZM204 160H205V158H204ZM238 160H236V161H238ZM251 160V158L248 160V161H250ZM254 160H256V158L254 159ZM253 160V157H252V161H254ZM11 161V162H10ZM21 161L19 162V163H21ZM174 161V160H173ZM176 161H178V159L177 160H175V163H176ZM187 161V160H186ZM202 162H203V160H201ZM248 161L247 162H245V163H247V167L250 165V164H252V166L250 165L249 167L250 168H254V166L255 165H253V163L254 162H252V161H250L249 163H248ZM31 162V163H30ZM178 162V163H179ZM184 162H182V163H179V164H181L182 165V167H180L181 168V173H180V177H179V175H178V173H177V176L179 177V178H181L182 177V179H184V178H186L187 176H185L184 177V175H186V174H188L187 172V169L189 170V168H187L185 165H187L188 163H184ZM239 162V163H240ZM256 162H257V160H256ZM256 162L254 163V164H256ZM4 163V164H5ZM8 163V164H7ZM48 163V165H46L45 167H46V170H45V168L43 167V170H45V172H47L48 174H49V172H51V170L53 169V167L55 166V164H54V166H50V164ZM175 163H174V165H175ZM184 163V164H183ZM236 164H237V162H236ZM249 164V165H248ZM8 165V166H7ZM19 165V164H18ZM26 165V166H25ZM181 165H179V166H181ZM184 165V166H183ZM189 165V164H188ZM238 165V164H237ZM240 165V164H239ZM258 164H256V166H257ZM51 167L52 169L50 170V168L49 167ZM176 166V168L178 167V165L176 164L175 165ZM241 167H243L242 165H240ZM15 168H16V165L14 166ZM47 167H48V170H50V171H48L47 170ZM189 167V166H188ZM249 167L247 168V169H249ZM258 167V166H257ZM10 168V169H9ZM18 168V167H17ZM259 168V167H258ZM243 169H244V173L246 174L247 172H246V167H243ZM20 170H22V171H20ZM28 170V171H27ZM253 171V173H255L254 171V169H250V171ZM25 171L26 172H28V173H26L25 174ZM182 171L183 172H185V171H187L186 172V174H184L183 175V173H182ZM251 171V172H252ZM264 170H262V172H263ZM36 172V171H35ZM42 172V171H41ZM20 173V174H19ZM32 173H31V175H32ZM65 173V172H64ZM63 173V176L64 177H66V179H67V181H66V179L65 178H63V181L65 180V182L66 183H68L69 181H68V176H65V175H67V172L64 174ZM190 173V172H189ZM235 173H237V172H235ZM253 173H250V177H252V178H255V174L254 175H252ZM13 174V175H12ZM17 174H19V175H17ZM23 174V175H22ZM241 174V173H240ZM245 174L243 175V177H242V175H239L238 173L236 174L237 176H240V177H242L241 179L243 180V182L242 181H238V179H240V177H237V179H236V177L234 176L233 178H235L234 179V181H233V183L235 182V186H237L236 188L237 189H239V192H242L243 191V189L244 188H248V185H249V183H247V182H249L246 178H249V176H245ZM16 175V176H15ZM25 175H27V176H25ZM30 175V176H31ZM35 175V174H34ZM33 175V176H34ZM50 175V174H49ZM235 175V174H234ZM1 176V175H0ZM23 176V177H22ZM33 176H31V177H33ZM48 177V176H47ZM188 177H189V174H188ZM187 177V178H188ZM1 178V177H0ZM75 178L76 179H78L77 178V176H75ZM177 178V177H176ZM178 178V180H180ZM184 179L183 180V182L185 181V180H187L188 181V179ZM251 178V179H252ZM258 178V177H257ZM264 178V177H263ZM16 179V180H15ZM29 179H33V178H29ZM75 179V180H76ZM245 179V180H244ZM250 179V178H249ZM19 180V181H18ZM74 180V178H73V181L71 180L69 183L70 184H72L73 182H75L76 183V181ZM177 180V179H176ZM257 179H255V181H256ZM13 181V182H12ZM34 181V180H33ZM190 181V180H189ZM247 181V182H246ZM253 181H254V179H253ZM254 181V182H255ZM3 182V180H1L0 179V195L1 194H6V195H9V193H10V195H9V198H13V195L11 194V191H9V193H7L8 191H7V187L5 188V187H3L4 186V183H2ZM23 182V183H22ZM183 182H176L177 184L178 183H182L181 185V187L183 188V190L185 189H187V187L188 188H190L189 187V185L190 184H188L189 182H184V183H187V184H185V185H187V187H183L184 185V183ZM236 182H238V183H236ZM240 182H242V185H241V183ZM30 183H31V181H30ZM33 183V182H32ZM31 183V184H32ZM65 183V184H66ZM68 183V184H69ZM74 183V186L75 187H73V185H70L71 187H73V190L74 189H76V184H78V183H76L75 184ZM239 183H240V186H239ZM245 183V185H244V188L242 187L243 186V184ZM257 183H259V182H256L255 183V185L257 186ZM34 184V183H33ZM68 184H66V186L68 187V189H69V186H68ZM248 184V185H247ZM3 185V186H2ZM247 185V186H246ZM18 186H20V187H18ZM48 186V185H47ZM78 187L77 188H79V185H77ZM179 186L180 185H178L177 186V188H176V190L174 189V188H172L173 190H172V192H171V195L173 194L174 196H176V197H178V198H174V197H172L171 199H177V200H179V204L177 205V207H178V209H177V207H176V209L177 210H179V211H182L183 209V214H182V212H180L181 214H182V216H183V218H185V216H186V219H187V216L189 215V212H190V206L191 205H193V200L195 201V198H197V197H200L199 199H205L207 196H208V194H207V196H205L206 194H199L198 193V195H201V196H197V194H192V197L193 198H191V199H193L191 202H192V204L189 206L190 208H189V211L186 209V208H188V205L190 204V201L188 202V201H184L183 200V198L184 199H187V198H185V197H187V196H191V190H189V189H187V192H185V193H183L184 191L182 190V188H181V191L182 192H180L179 190ZM238 186L239 187H241V188H238ZM246 186V187H245ZM3 187V188H2ZM18 187V188H17ZM44 188V187H43ZM46 188V187H45ZM45 188H44V190H45ZM49 188V187H48ZM257 188H259V187H256L255 189H257ZM51 189V188H50ZM54 189V188H53ZM72 189V188H71ZM70 189V190H71ZM80 189V188H79ZM177 189H178V191H177ZM191 189V188H190ZM242 189V190H241ZM246 189H244L245 191H246ZM41 190H43V189H41ZM43 190V192H44V194H46L45 196H43L44 194L42 193L41 194V192L42 191H40V193H38V191H36L37 193H34L36 196L39 194H41L42 195V197L41 196H39V197H41V199L43 200V203L47 200V199H45V198H50V200H51V202L53 203H55V202H57L55 205H52L55 209L56 208H58V207H55V206H57V204H58V206H59V209L57 210V211H59V210H63V209H61L60 208V205H61V203L62 202H59V200L58 199H56V197H58L57 195L55 196V195H48L49 193H50V191L48 192L47 191V188H46V192ZM72 190V191H73ZM174 190L176 191V192H174ZM5 191V192H4ZM69 191V190H68ZM75 192L77 191V190H74ZM79 191V190H78ZM190 192V194H189V192ZM244 191V192H245ZM2 192V193H1ZM259 192V191H258ZM181 193V194H180ZM192 193H193V191H192ZM3 194V195H4ZM34 194H33V197L35 198L36 196H34ZM56 194V193H55ZM189 194V195H188ZM241 194V196L242 195H244V197H242L245 201L248 199L249 201H251L250 203H249V205H244V206H246V207H248V208H245V207H243V206H238V208H236L237 206V204H239L238 202L240 201V204L242 203V201H241V197H239V201L237 202L236 200H235V203H234V200L232 201L234 204H236L234 207L236 208H234V209H232V211L234 212V211H237V215H240L241 217H243V218H240L239 220H243V225H244V228H243V225H242V229H248L250 226H249V222L251 221V227L254 225V224H256L257 226L255 227L254 226V228L252 229L251 227V229L249 228V230H251V233L253 234L254 233V235H258L259 233H261L262 232V230H263V232H264V217H263V213L261 214V216L263 217L262 219H263V222L261 221V219H259V216H260V212L261 211H259V210H255L256 209V207H259V205L260 204H256V205H254V203H255V201H254V199H253V197H254V195L252 196L251 194L252 193H248V194H250V196L247 194V195H245V193H240ZM261 194H262V192H261ZM12 195V196H11ZM47 195H48V197H47ZM178 195H181V196H178ZM184 195H186L185 197H183L182 198V196H184ZM259 195H260V193H259ZM2 196V195H1ZM194 196H196L195 198H194ZM202 196H205V197H203V198H201ZM248 197L249 196V198H246V197ZM38 197V196H37ZM37 197L35 198L36 200H38V202H39V199H37ZM38 197V198H39ZM179 197H181V199L179 198ZM209 197V196H208ZM207 197V200L204 202V205H202L201 207H204L205 206V203L206 202H208V200H209V198ZM233 198V197H232ZM235 198V197H234ZM255 198V197H254ZM1 199V198H0ZM34 199V200H35ZM40 199V200H41ZM56 199V200H55ZM190 199V200H191ZM251 199H253V200H251ZM53 200V201H52ZM177 200H173L174 202H175V204H177L178 203V201ZM187 200H189V199H187ZM247 200V202H249ZM187 205V207L185 206V204H183V202ZM197 201H198V199H197ZM200 201V203H201V200H199ZM203 201V200H202ZM212 201V200H211ZM210 201V203H211V205H213L212 204V202ZM253 201H254V203H253ZM37 202V201H36ZM42 202V201H41ZM173 202V203H174ZM183 204H181V203ZM187 202L189 203V204H187ZM40 203V202H39ZM43 203H40V204H43ZM197 203V202H196ZM232 203V204H233ZM244 203V202H243ZM198 204V203H197ZM197 204H195V206L193 205V207L191 208V209H195L196 208V210L197 209H199L200 210V208H199V206H196ZM202 204V203H201ZM200 204V205H201ZM208 205H209V202L207 203ZM206 204V206L207 207H209L208 205ZM239 204V205H240ZM245 204H247V203H245ZM250 204H252L253 205V208H254V206H255V209H253L251 206H250ZM179 205H180V207H179ZM211 205H210V207H211ZM242 205V204H241ZM258 205V206H257ZM174 206H176V205H173V208H174ZM183 206H185L186 208H184ZM205 206V207H206ZM213 206H215V205H213ZM182 207V209H180ZM198 207V208H197ZM204 207V208H205ZM222 207V206H221ZM232 207H233V205H232ZM231 207V208H232ZM260 207H263L262 205L260 206ZM259 207V208H260ZM1 208V207H0ZM213 208V207H212ZM239 208H242L241 210H242V213L241 214H239V212H238V210H239ZM246 210H245V209ZM55 209H51L50 208V210L52 211V210H54L55 211V213H57V211L55 210ZM188 211H186V210ZM202 209V208H201ZM207 209V208H206ZM248 209V210H247ZM250 209H251V211H250ZM263 209V208H262ZM49 210V209H48ZM47 210V211H48ZM253 210V211H252ZM255 210V211H254ZM1 211V210H0ZM172 211H173V209H172ZM192 211V210H191ZM240 211V210H239ZM243 211H244V213H243ZM50 211H48V213H49ZM53 212V211H52ZM174 215H172L173 217H176L177 218V216H175V213H177L178 211H176L175 209H174ZM199 212H203V210H200ZM198 211L197 212H195V210L194 211H192L191 213H190V218L193 216L194 217V213L197 215L196 216V218H198V215L200 214ZM206 211H204V216H203V213H202V217L201 218H199V219H201L200 221L201 222H203V223H201V222H199V225H198V228H197V230H196V227H197V225H196V223L193 225V228H194V226L196 225V227L194 228L195 229V231H192L193 230V228H190V226H187L189 229L187 230L186 228L187 227H185V226H183V225H185V223H183V227L182 226H180L181 228H185L187 231V233L186 232H184L185 230H183V231H181V230H179L178 228H180V227H177V226H175V224H177V223H172V222H176L177 221V219H178V222H184L183 220H181V218H177V219H174L171 215H170V219H173V221L171 220H169L168 221V224H169V222H171L172 223V226H171V224H170V229H171V232H172V230L176 233L177 232V230H179L180 232H178V233H176V236L174 237L173 236V233L172 234H170L171 232H170V230H165V232H167L166 234H167V236H165V233H164V228L165 229H168V228H166V226L168 225H166V226H163V229H161L160 230V234L162 235V231H163V236H162V238H161V240H163V238H164V236L166 237L165 238V240L167 239V237L168 236H170L171 235V237H170V239L169 240H166V242H165V240H163V241H159V242H162V243H158V246H157V244H155V243H157L155 240H153V238L155 237V239H156V236L155 235H152V236H148V238H151V239H148L147 237H142V239H140V238H137L136 236H133L134 238H131V235H134L133 234V232L131 231V233L130 232H128V227H129V224L127 225V223H125V227L127 228V232H125V231H122L123 230V225H122V227H120L121 225H120V223H119V227L117 228L116 227V225H112V226H110V227H112L111 229L113 230L114 228L113 227H115V228H117V234H119L120 235V237L118 238L119 239V242H118V240H117V238H116V233H115V236H113L114 234H112V237L113 238H109V239H105V241L103 240V241H99V240H102V239H99V240H87V238H86V240H84V238L83 237H79V236H74V235H69L70 236V238H69V236H68V234H69V232H70V234H71V232L72 231H69V232H67V235H65L64 234V232L66 233V231L68 230H66V227L67 226H65V230L66 231H64V226H63V234H62V231H61V229L60 228H62V226H56L55 224H51L49 227V229L51 230L50 232H52L51 234H49V232H47V233H45V235L44 236H46V237H49V239H46V241L45 240H42L41 239V237L43 236V233L45 232L44 231V229H43V227L42 228H39V230L40 229H43V231L44 232H42L41 230H40V232H42V233H40L39 232V230H35L36 231V235H38V233L37 232H39V234H41V235H39V236H37V240H36V237H34V239L35 240H33V238L32 239H28V241L29 242H27L26 241V239L24 240V239H22V238H18V237H16V238H14V239H12L14 236H12V237H10L9 238V236H8V234L6 233V234H4L5 232H4V230H5V228H4V230H3V228L1 227L2 226V219H1V217H0V264H47V262H49L48 264H55L56 263V261L59 263V261L61 260V263H63V264H66V263H68L67 261V259H69L70 261H69V263H71V264H76V262L78 263V264H82V262L84 261V264H86V263H88L89 261V264H91L94 260H96V261H94L95 263H93V264H96L97 263V261H98V263H99V260L101 261L99 264H102V260L103 259H105L106 260V255H108L107 256V258L109 257V259H107L106 261H104L103 260V262H106V263H103V264H107L108 262L107 261H109V262H112L113 261V259H115L114 257L113 258H111V256L114 254V253H117L116 255H118V256H120V258H118L117 257V259L118 260H116L118 263H120V264H124V263H126L127 264V262H128V260L130 261V259H131V264H133V263H135V264H157V263H161L160 261H164L165 259H162V258H166V260L164 261V263L163 264H173L174 262H175V260L179 263V264H186V260H182V259H184L185 257H186V259L187 260H190L189 262H192V260H191V258H192V256H190V254L188 255L189 257H187V256H184V258H181V259H177V257H176V255L175 254H173L174 252H179V251H181V250H179V248L181 249V248H183V247H185L186 245V243H187V241L190 239V237H191V240H189V244L187 243V245H191L190 247H192V248H194L193 246H196V244L198 243L199 244V246L200 245H206L207 243H204V240H205V242H207L208 240H209V236L213 233V230H214V226L216 227V230H217V232H218V229H222V228H224L225 227V225H224V227L222 226L221 228H219L218 226H219V224L218 223H221V225H222V223L223 222H221L220 220H218L217 218H219L218 216H217V218L216 217H214V220H213V216L212 215H209V213H208V215L207 216H205L206 215V213H205ZM241 212V211H240ZM248 212H251V213H249V214H246V213H248ZM255 212L257 213V214H255ZM54 212L52 213L53 214V216L55 217V214ZM61 213V212H60ZM0 214H2V212L0 213ZM47 214V213H46ZM50 215H51V213H49ZM59 214V213H58ZM61 214H63V213H61ZM181 214L179 215V212L177 213V215H179V216H181ZM184 214H186V215H184ZM244 216H243V215ZM232 215V214H231ZM248 215V216H247ZM258 215V216H257ZM52 216V215H51ZM57 216H59V215H57ZM57 216L54 218V220L57 218ZM181 216V217H182ZM210 216H212V217H210ZM256 216H257V218H256ZM260 216V217H261ZM60 218L62 217V215L61 216H59ZM192 217V220L193 219H196L195 217L193 218ZM208 218V221L209 220H211L210 222H208V223H211L212 221H213V223L214 224H212L213 226L211 227V228H213V230H211L212 231V233H211V231L210 230H206V228H203L204 226H202V225H206V224H204V223H207L206 222V220H205V218ZM221 217H222V215H221ZM224 217V216H223ZM231 216H229V218H230ZM232 217H234L236 220H237V217L238 216H234V215H232ZM231 217V219H234V218H232ZM246 217H248V218H246ZM252 217V218H251ZM182 218V219H183ZM239 218V217H238ZM249 218H251V220L249 219ZM59 219V218H58ZM220 219V218H219ZM247 219V220H246ZM248 219L250 220V221H248ZM252 219H254L253 221L255 222H253L252 221ZM256 219V220H255ZM259 219V221L261 222H259V221H257ZM176 220V221H175ZM179 220H181V221H179ZM197 221H199L198 219H196ZM203 220V221H202ZM205 220V221H204ZM216 220V221H215ZM217 220H218V222H217ZM235 220V221H236ZM244 220H245V222H244ZM190 221H191V219H190ZM190 221H187L188 222V224H186V225H192V224H190ZM195 221V220H194ZM240 221V222H241ZM247 221V222H246ZM196 222V221H195ZM253 222V223H252ZM259 222V223H258ZM75 223V222H74ZM77 223V222H76ZM200 223L202 224L201 226H200ZM217 223V224H216ZM227 223H229V225H230V222H227ZM239 223V222H238ZM258 223V224H257ZM79 224V223H78ZM173 224H174V226H175V229L174 228H172V227H174L173 226ZM224 224V223H223ZM233 225H232V227L230 228V226L227 228L228 229V233L227 232H225V233H227V235L224 233V231L225 230H227V229H225L224 231H223V233L226 235V236H224V235H222V234H220V233H218L217 235L215 234V232H216V230H215V232L213 233V235H216V236H218V239L216 240V241H218V242H216V243H213V246H214V244H215V246H217V248L216 249H213L212 247H210V249L212 248V250H214V251H212L213 252V254L215 253V252H217V251H221L222 250V248L223 247H221L220 248V246H223V245H225L226 246V244H221V243H225L226 241V239L229 237V239L231 238V242L233 241V239H234V237L232 238L230 235H228L229 234V230H231V229H233V227H234V229H237V228H240L241 227V223H239L240 225H239V227H237L238 225H237V221H236V224L235 223H232ZM263 224V225H262ZM39 225V224H38ZM41 225V224H40ZM42 225H44V224H42ZM75 226L77 225V224H74ZM80 226H81V224H79ZM178 225V224H177ZM209 225L210 224H208V225H206V226H208L209 227ZM218 225V226H217ZM220 225V226H221ZM235 225V226H234ZM237 225V226H236ZM262 225V226H261ZM45 226H48V225H45ZM54 226V227H53ZM83 227H85L84 225H82ZM118 226V225H117ZM128 226V227H127ZM228 226V225H227ZM245 226H246V228H245ZM249 226V227H248ZM58 227V228H57ZM124 227V228H125ZM177 227V228H176ZM192 227V226H191ZM203 228V230H204V232H203V230H201L202 228ZM45 228V227H44ZM119 228H121L122 230V232L119 230ZM126 228H125V230H126ZM256 228L259 230L260 229V231L261 232H259L258 233V231L256 230ZM262 228V229H261ZM36 229H37V227H36ZM47 230L46 231H48V227L46 228ZM61 231H59V230ZM84 229H86V228H84ZM108 229H110V228H108ZM110 229V230H111ZM69 230H71V228L69 227ZM119 230V231H118ZM130 230H132V228L130 229ZM198 230L203 234H201L200 232L198 233ZM223 230V229H222ZM241 230V229H240ZM7 231V230H6ZM114 231V230H113ZM206 231V232H205ZM254 231V232H253ZM54 232H56L57 233V235L60 237L61 236V238H58L57 237V235L55 234L54 235ZM121 232V233H120ZM183 232L184 233H186V234H188V232L189 233H194L193 235H191V234H189V235H187V237H188V239H187V237L186 236H184L183 235ZM208 232H210V234H209V236H207L208 235ZM262 232V233H263ZM87 233V232H86ZM114 233V232H113ZM123 233V234H122ZM127 233H129V234H127ZM159 233H157L158 235H157V237H159V236H161V235H159ZM175 233H174V235H175ZM179 233H181V234H179ZM205 233H207V234H205ZM221 233H222V231H221ZM257 233V234H256ZM261 233V234H262ZM122 234V235H121ZM131 234V235H130ZM185 234V235H186ZM264 234V233H263ZM4 235L6 236H8V237H4ZM51 235V236H50ZM65 235V236H64ZM130 235V237H128ZM183 235V236H182ZM191 235V236H190ZM213 235H212V237H213ZM222 235V236H224V237H227L226 239L225 238H223V239H225V240H222L221 241V239H220V236ZM253 235V236H254ZM54 236H56L55 238H51L50 239V237H54ZM64 236V237H63ZM66 236H68V238L66 237ZM76 237L75 239H77V240H73V238L74 237ZM118 236V235H117ZM199 236H206V237H208V240H206V238H203V240H202V242H200L201 240H199L198 239V237ZM215 236V238H217ZM264 236V235H263ZM39 237H40V239H39ZM45 237V238H46ZM73 237V238H72ZM78 237V238H77ZM90 237V236H89ZM89 237H88V239H89ZM115 237V238H114ZM122 237V238H121ZM123 237H125V239H123ZM126 237H128V238H130L132 241H130V240H128V238H126ZM173 237V238H172ZM184 239H183V238ZM197 237V238H196ZM249 237V236H248ZM246 238L245 240H249V238ZM255 237V236H254ZM257 237V236H256ZM4 238V239H3ZM43 238V237H42ZM91 238V237H90ZM120 238L122 239V240H124L123 242L122 241H120ZM145 238H147V240L148 241H154V243H152V242H147L146 241V239ZM160 238V237H159ZM193 238V239H192ZM258 238V237H257ZM7 239L9 240L8 242H7ZM44 239V238H43ZM63 239L65 240V241H63ZM83 239V240H82ZM113 239V240H112ZM115 239V240H114ZM134 239H136V240H138V243L136 242V240H134ZM179 239H183V240H186L187 239V241H183L182 240V242H181V240H179ZM198 239V240H197ZM212 240H214V238H211ZM219 239H220V241H219ZM20 240V241H19ZM23 240V241H22ZM51 242H50V241ZM53 240V241H52ZM68 240H71V242L70 241H68ZM126 240V241H125ZM177 240H179V242L177 241ZM193 240L195 241V242H197L196 244H194V242H193ZM210 241L209 240V242H213V241ZM25 241L27 242V243H29V244H27V243H25ZM34 241V242H33ZM47 241H49V242H47ZM63 241V242H62ZM68 241V242H67ZM75 241V242H74ZM173 241H174V244H173ZM177 241V242H176ZM225 241V242H224ZM228 241H230V240H228ZM22 242V243H21ZM59 242V244L62 246V249H60L61 248V246L59 245V244H57ZM76 242H77V244H79L78 245V250L77 249H75V248H73V246L75 245V246H77L76 245ZM79 242H81V245H80V243ZM135 242L137 243V244H135ZM165 242V243H164ZM183 242H185V243H183ZM215 242V241H214ZM220 242V243H219ZM23 243H25V244H23ZM71 243V244H70ZM87 243H88V245H87ZM95 243V244H94ZM150 244L152 247H154V248H150L151 246L150 245H148V244ZM152 243V244H151ZM177 243H179V245L180 244H182V245H180V246H178V244ZM190 243H193V244H190ZM221 244V245H218V244ZM23 244V245H22ZM65 244V246L68 248H66V247H64L63 245ZM84 244V245H83ZM94 244V245H93ZM164 244H170V246L168 245L167 247H165V245ZM183 244H184V246H183ZM198 244H197V247L199 248V246H198ZM208 244H210V243H208ZM207 244V245H208ZM35 245V246H34ZM84 246V248H83V246ZM93 245V246H92ZM96 245V246H95ZM98 245V246H97ZM121 245H123V246H120ZM176 245V246H175ZM193 245V246H192ZM68 246H70V247H68ZM74 246V247H75ZM81 246V248H79ZM86 246H88V247H86ZM94 246L96 247V250H95V248H94ZM101 248H100V247ZM110 247L111 246V248H112V246H114L112 249L114 250V249H116V250H112L111 248L107 251V247ZM118 246V247H117ZM125 246V247H124ZM139 246H142L141 248L139 247ZM150 246V247H149ZM173 246H175V247H173ZM183 246V247H182ZM214 246V247H215ZM218 246H219V249H221V250H217L218 249ZM36 249H35V248ZM37 247H39V248H37ZM58 247H60L59 249H57ZM94 248V249H92V248ZM104 247H105V249H104ZM139 247V251L140 250H142L140 253L137 251L138 248ZM165 247V249L164 250H168L169 252L171 251V252H173L172 254H173V256L172 257H170V256H166L167 254V252H162V250H163V248ZM174 249H173V248ZM189 247V248H190ZM197 247H195V249H198ZM51 248H52V250L53 251H51ZM65 248H66V251H64L65 250ZM86 248V249H85ZM89 248H91L90 250H89ZM99 248V249H98ZM119 248V249H118ZM120 248H122V249H120ZM147 248H148V250H151V251H149V252H147L148 250H147ZM188 248V249H189ZM192 248H190V249H192ZM200 248H202V246H200ZM199 248V249H200ZM31 249V250H30ZM64 249V250H63ZM76 251H74V250ZM79 249H80V252L78 253V251H79ZM81 249H83L84 250V252H83V250L81 251ZM98 249V250H97ZM101 249V250H100ZM124 249H126L125 251H126V253H125V251H123ZM132 249L134 250L133 251V253H131V252H129V253H131L130 255L127 253L128 251H132ZM137 249V250H136ZM185 249V248H184ZM186 249H187V247H186ZM55 250V251H54ZM60 250H62L61 252H60ZM70 250H71V253H70ZM85 250H89V251H91V250H93L94 252H96V253H94V252H90L92 255L90 256V254L87 252V254H86V251ZM105 250V251H104ZM113 251V253L111 252V251ZM194 250V249H193ZM216 250V251H215ZM22 251V252H21ZM57 251H58V253H57ZM73 251V252H72ZM112 253L111 255H109L110 254V252ZM136 251V252H135ZM5 252V253H4ZM8 252V253H7ZM54 252V253H53ZM104 252H105V254H104ZM123 252V253H122ZM144 254H143V253ZM161 252V253H160ZM170 252V253H171ZM34 253V254H33ZM39 253V254H38ZM49 253H51L50 255H49ZM61 253V254H60ZM68 254V256H67V254ZM76 253V254H75ZM102 253H103V255H102ZM107 253V254H106ZM137 253H139L138 255H137ZM160 253V254H159ZM170 253H168V254H170ZM56 254V255H55ZM66 254V255H65ZM84 256H86L87 255V257H83L82 255ZM121 254V255H120ZM122 254L124 255V254H126V255H124L123 257H121L122 256ZM163 254V255H162ZM20 255V256H19ZM54 255V256H57V258L56 257H52V256ZM78 255V256H77ZM93 255L94 256H96V258H94L93 257ZM100 255V256H99ZM115 255V256H116ZM133 255V256H132ZM137 255V256H136ZM157 255V256H156ZM186 255V254H185ZM192 255H194V254H192ZM26 256V257H25ZM30 256V257H29ZM37 256L39 257V258H37ZM48 258H47V257ZM51 256V258H53L52 260H51V258H49ZM62 256H65L64 257V259H63V257ZM67 256V257H66ZM126 256H128V259L126 258ZM129 256H131L132 258H130ZM140 256V257H139ZM141 256H142V258H141ZM28 257V258H27ZM78 257V258H77ZM88 257H90V258H88ZM133 257H135V258H133ZM138 257H139V259H138ZM160 257H162V258H160ZM167 257H170V258H172L173 259V262H171L172 260H169L168 262H170V263H166L167 262ZM60 258H62L63 259V261H62V259H60ZM83 258H85V260L83 259ZM94 258V260L93 261H91L92 259ZM102 260H101V259ZM110 258L112 259L111 261H110ZM124 258V259H123ZM126 258V259H125ZM130 258V259H129ZM137 258V259H136ZM158 258H160V261H158L157 259ZM170 258H168V259H170ZM175 258V259H174ZM29 259V260H28ZM30 259H31V261H30ZM36 259V260H35ZM42 259V260H41ZM60 259V260H59ZM73 259V260H72ZM81 259H83L82 261H81ZM89 259V261L88 262H85V261H87ZM133 259H135L134 261H133ZM154 259H156V260H154ZM47 260H49V261H47ZM64 260H66L65 262L66 263H64ZM75 260H77V261H75ZM78 260H80L81 261V263L78 261ZM123 260H124V263H123ZM139 260V261H138ZM73 261H75V263H73ZM112 262V263H117V262ZM126 261V262H125ZM154 261H155V263H154ZM181 261V262H180ZM183 261V262H182ZM138 262V263H137ZM177 262H175L176 264H177ZM61 263H59V264H61ZM68 263V264H69ZM117 263V264H118ZM129 264H130V262H128ZM174 263V264H175ZM57 264V263H56ZM110 264V263H109ZM189 264H191V263H189ZM230 264V263H229Z\"/></svg>",
	"mask_w": 264,
	"mask_h": 264
}]
</instances>
